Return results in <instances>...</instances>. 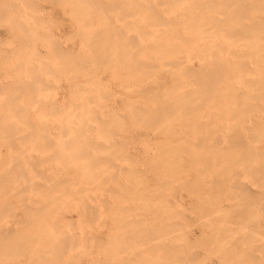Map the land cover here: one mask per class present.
<instances>
[{"label": "bare ground", "instance_id": "1", "mask_svg": "<svg viewBox=\"0 0 264 264\" xmlns=\"http://www.w3.org/2000/svg\"><path fill=\"white\" fill-rule=\"evenodd\" d=\"M0 1H2L1 2V5H0V13L1 14H3L4 15V13L5 12H8L9 14H10V16H8V13H5L6 14V16L7 17H10V20L12 21V19L11 18H13L14 16H12L11 17V13L10 12H12V10H17V6H16V8L15 9H10V7L8 8V6H5L6 8H7V10H6V8L5 7H3V5H2V3H5V0H0ZM8 0H6V3H5V5H9L10 3H12L11 2V0H9L8 2H7ZM13 1V5L14 4H18V3H15L14 2V0H12ZM16 1V0H15ZM19 1V0H18ZM23 1H24V3H25V1L26 0H22V2L20 1V3H22L23 4V7H25L24 6V3H23ZM30 1H32V0H28V1H26V8L27 7H37L36 5H38V4H35V6H33L34 4H33V2L31 3ZM51 1V0H50ZM61 1V3H64V4H61V6H63L62 8L65 10V11H63V12H65V13H63V14H66V12H67V8H68V15H69V19H71V20H69L68 18H67V20H68V22H82V27H83V29H81V27H79V29H75L74 31H80L79 33H77L76 32V34H75V32H74V34L77 36L78 34H79V36H80V41L81 40H83V43H84V47L85 48H83L82 46H81V48H83L85 51L88 49V50H90L91 52H92V54H91V56H87L86 54L84 55V54H82L83 53V51L81 52V49H80V52L78 51L79 50V48L80 47H78L77 48V50L74 52L73 51V49L72 50H68L69 48H64L63 49V46H62V48H61V45H60V43H58L57 45H56V43H53L52 45V48H53V50H52V48H51V50L53 51V53H54V56L52 57V54L53 53H51V50H50V53L48 54H46V55H48L47 57H49V55L51 54V56H50V59H52V60H50L49 58H46V59H49L50 61H54V63H55V65H54V63H53V65L55 66V67H58L57 68V70H60L61 69V71H62V74H63V72H66L67 73V81H68V83H65V84H68L67 85V87L69 88L68 90H70V98H68V99H70V100H66L65 98L62 100V98H60L61 99V106H67L68 108H70V110L68 111L67 109V113L65 114V115H63V117H61V119H59V120H62V118H64L65 119V122L66 121H68L69 120V117H73V119L72 120H74V117H80L81 119H89V118H93V121H96V125L98 126V124L97 123H99L100 124V128H103L105 131H107V132H110L111 130V128H112V125L111 126H109L108 127V125H106L105 123H107V122H112L113 124L115 123V125L118 123L119 125H120V127L121 126H124V128H126L128 125H126V127H125V125H121V123H123L124 122V120H122V118L120 117V120L118 119L119 117V115L121 114H119L118 116H117V113H116V108H117V105H116V108L114 107V105L113 106H109L108 104H106V103H108V102H105V103H98L99 101H97L98 99H97V97H98V95H96L95 96V94H96V92H95V94H94V84L96 83L95 81L96 80H94V75H95V73H93V71L92 72H89L88 71V67H96V68H99L101 65H103V64H112L113 63V65L112 66H114V65H120L121 67H124V68H126V69H128L129 68V70H130V75H132V73H134L136 70H138L139 72H136V74H137V76L136 77H138L137 79H138V83H140V85H139V87L136 85H133L134 83H135V81H131V82H133L131 85L128 83L127 85H129V87L131 86V87H134V89H136L135 91H133L134 93L136 92L138 95H139V98L140 99H142V100H139L138 98H133L132 96V98L130 97V95H129V93H131V89H128V91L126 92L128 95H129V98L130 99H132V101H130V99H128L127 100V102H129V103H127L128 105L130 104V106H128V107H130V108H126V109H128V111L127 112H129V114H128V116L131 118V120H136L137 122H138V124H139V126L140 127H144L143 129H145L146 128V130H144L143 132H145L146 133V131H149V130H151V131H153L154 132V135H155V133L157 134V136L159 137V138H161V135L162 134H164V135H166V133H169V134H171V132H175V133H177V130L175 131V129H178V130H181L183 127V125H186V127L189 125V123L191 122L192 124H197V125H193L194 127L195 126H197L195 129H193L191 126V128L196 132V129H201V128H205V126L206 127H208L209 129L211 128V126L213 125V128L211 129V130H209L210 132L209 133H211V135L208 137V134L209 133H207V136L206 137H208L209 139H210V137H212L210 140H208V138H207V140L205 139V138H203L206 134H204L203 136H202V138H201V135H199L200 134V129H199V131H197V133H199L197 136L198 137H200L201 138V140L200 141H196V139L195 140H191V142H194V141H196L195 142V145H194V147H196V145H202L203 146V148L204 147H207V149H211V148H216V147H218L219 149L218 150H220L221 149V151H222V148H225V149H223V151L225 150V152H224V154H223V152H222V155L223 156H221V158H220V156L218 155H216V160H215V162L217 163L216 165H218V164H220L219 166H217L218 168H222L221 167V165L222 166H224L223 168H230L229 166H230V164L231 163H234V161H237L236 163H238V161H245V162H243V166L244 165H246L247 166V169L244 167V172H246V174L253 180V182L255 183V187H256V192H252V191H250V185H249V189H248V185H244V183H247V182H245V180L244 179H247V177L245 176V178H244V176L243 177H240L241 179H243L244 180V183H242V182H239V183H242V184H240V185H238L237 184V182H235V181H231V182H234V183H236L238 186H237V188H235V186H234V188H232V190H230L229 188L230 187H228V188H224L225 186L227 187V185H226V183L228 182V181H226V179H224L225 178V175L227 174L228 176H230V172H229V174H228V172H227V169L225 168V170L222 168V169H218L217 167V169L219 170V171H221V170H224V176L222 177V176H220L221 174L220 173H222V171L219 173V171H218V175L220 176V177H222L220 180H219V182L218 181H216V179L214 178V177H212V178H214V180H215V182L216 183H214V181H213V183H211V184H213V185H215L216 184V192L217 191H219L220 189H225V190H223L222 189V191H220V192H222V194H227L226 193V189H228L230 192H231V195L232 194H234L233 196H231V195H228L229 197L231 196V198L230 199H232V197H234L235 196V198H233V199H237L236 201L239 203V204H237V203H234V204H236V205H238L237 206V208H235L236 207V205L234 206V205H232V206H234V207H232L231 209L230 208H228V210L230 209V212H227V213H233L234 211H236V209H238L239 210V212H241L242 214H244L243 215V217L244 218H247V219H242V217H241V220H239V216L237 217L238 218V220H239V222H238V224H236V226H238L239 225V223H240V225L242 226L243 224H245L244 222H246V220L248 221V219H249V222H247L248 224L250 223V221H251V223L250 224H252V223H254V221L252 220V215H249V216H246L245 217V215H247L250 211H248L249 209H250V207L251 206H253V208L251 207V209H254V208H257V207H254V205H256V204H258L259 206H260V208H259V206H258V209L260 210V212L262 213V214H264V0H60ZM60 1H59V3H60ZM10 2V3H9ZM28 2V3H27ZM39 2V1H38ZM41 2V1H40ZM54 2V0L52 1V3ZM35 3V2H34ZM55 3V2H54ZM11 4V5H12ZM21 4V5H22ZM28 4H31V6L30 5H28ZM33 4V5H32ZM11 6L12 8H14V6ZM20 5V4H19ZM18 5V6H19ZM45 6V5H44ZM38 7H40V6H38ZM37 7V8H38ZM49 7V6H48ZM19 8V7H18ZM21 8V7H20ZM26 8L25 9H23L25 12L24 13H21V15L23 14L24 16V18H25V16H28L29 18H31L32 19V21H31V23L32 22H34V20L37 18V16H38V20L36 19V23L39 21V17L40 18H42L43 16H44V13H46V12H42L41 13V15L43 14V16H39V15H36V14H38L39 12L38 11H36L37 13L35 14H29V13H31V12H29L28 10H27V14L25 15V13H26ZM37 8H35L34 10H36ZM42 8V9H41ZM40 8V10H43L44 9V7L42 6ZM51 8V7H50ZM61 8V7H60ZM45 9H47L48 10V8H45ZM44 9V10H45ZM62 9V10H63ZM11 10V11H10ZM30 10H32L31 8H30ZM46 10V11H47ZM51 10V9H50ZM20 11V10H19ZM52 11V10H51ZM50 11V12H51ZM4 12V13H3ZM15 12V14L16 13H18V10H17V12L16 11H14ZM20 12H22V10L20 11ZM33 12H35V11H33ZM32 12V13H33ZM49 12V11H48ZM47 12V13H48ZM53 13V12H52ZM29 14V15H28ZM50 15H51V13H49ZM54 14V13H53ZM56 14H58V13H56ZM60 14H62V13H60ZM33 15H35L34 17H35V19H33ZM67 15V16H68ZM1 16V15H0ZM6 16H5V18H6ZM16 16H18V14L16 15ZM59 16V15H58ZM2 17H4V16H2ZM0 18V19H2L3 20V23H5L6 21H7V19H6V21H4L5 20V18ZM20 17L21 18H23L22 16H19L18 18H19V20H18V18L17 19H15L13 22L15 23V22H22V19H21V21H20ZM45 17V16H44ZM54 18V15L52 16L51 15V17L49 16L48 18ZM63 17V16H62ZM15 18V17H14ZM23 18V23H26L27 22V20L25 21V19ZM28 18V19H29ZM64 18V17H63ZM62 18V19H63ZM30 19V20H31ZM46 19V21H43L44 20V18L43 19H40V20H42V21H40V22H46L47 23V21H50V20H47V18H45ZM57 20L56 21H58L59 19H60V17H59V19L58 18H56ZM9 20V19H8ZM30 20H28L29 22H30ZM55 20V18L53 19V21ZM64 21H65V19H63ZM63 20H61V21H63ZM66 20V21H67ZM1 21V20H0ZM10 21V23L12 24L13 22H11ZM56 21L54 22V25L56 24ZM2 22V21H1ZM29 22H27L28 23V26H29ZM40 22H38L37 24L36 23H34V26L36 25V26H39V25H42V23H40ZM51 22H52V19H51ZM50 22V23H51ZM59 22V21H58ZM70 22V23H71ZM93 22H98V23H93ZM8 23V22H7ZM6 23V24H7ZM10 23H9V25H10ZM30 23V24H31ZM49 23V22H48ZM1 24V23H0ZM39 24V25H38ZM45 24V23H44ZM58 24V23H57ZM72 24V23H71ZM74 24V23H73ZM78 24V23H77ZM2 25V24H1ZM15 26L13 27V25H11V29L13 30H11L12 32H13V34H15L16 36L19 34H17V32H19L20 31V33H22L23 31H28L29 29H31V28H34V27H31V28H28V30H26V29H24V28H26V26H27V24H26V26H24L22 23H18V24H14ZM51 25H53V23L51 24ZM59 25H61V24H59ZM80 25V24H79ZM78 25V26H79ZM30 26H32V25H30ZM29 26V27H30ZM35 26V27H36ZM44 26H46V25H44ZM56 26V25H55ZM58 26V25H57ZM56 26V27H57ZM73 27H74V25H72ZM71 26V27H72ZM78 26L76 27V28H78ZM85 26H86V28H85ZM4 27V26H3ZM18 27V28H17ZM39 27H41V26H39ZM39 27H37L36 28V31L38 32L39 31ZM47 27H48V25L46 26V29H47ZM55 27V28H56ZM64 27V26H63ZM62 27V28H63ZM69 27V26H68ZM15 28H17L16 30H17V32H16V30H15ZM21 28V30H19ZM41 28H43L44 29V27L42 26ZM58 28H60V26H58ZM57 28V29H58ZM70 28V27H69ZM38 29V30H37ZM50 29V27H48V29L47 30H49ZM128 29H130V31H128V33L126 32V30H128ZM9 30V31H10ZM60 30H64V28L63 29H58V31H60ZM10 31V32H11ZM15 31V32H14ZM30 31V30H29ZM27 32V33H29V34H27V35H30L31 33H33L34 34V30H32L31 29V32ZM36 31H35V35H33V34H31V35H33L32 37H34V36H36L35 38H37L36 40L35 39H31L32 41H33V44L32 45H34L35 44V42L36 41H38V39L40 38V39H42L41 37H43V38H45V39H47V37H50V36H55V34H53V35H51V34H48L47 33V35H49V36H47V35H45L44 34V31H43V35L41 36V37H39L40 35L38 34V33H36ZM71 31H73V30H71ZM8 32V31H7ZM9 32V33H10ZM11 32V33H12ZM24 32V33H25ZM48 32V31H47ZM53 32H54V30H53ZM68 32H70V31H68ZM67 32V33H68ZM39 33H41V31L39 32ZM45 33H46V31H45ZM82 33V34H81ZM12 34V36H14ZM70 34H71V32H70ZM69 34V35H70ZM72 34H73V32H72ZM23 35V34H22ZM21 34H20V36H22ZM39 35V36H38ZM44 35L45 36H47V37H44ZM68 35V36H69ZM2 36V35H1ZM19 35L17 36V37H20ZM25 36V38H23ZM24 36H22V39H21V37L19 38L20 40H21V43H23L22 41H24L25 39L26 40H28V38H26V37H29V36H26V34H24ZM74 36V35H73ZM32 37H29V42L31 41L30 40V38H32ZM59 37H60V35H59ZM64 37V36H63ZM71 39H73L71 36H69ZM1 38V37H0ZM10 38H11V36H9V40H10ZM53 39L55 38V41H56V38H57V35H56V37H52ZM69 38V39H70ZM82 38V39H81ZM59 39V38H58ZM58 39H57V41H58ZM61 39V38H60ZM59 39V40H60ZM0 40H2V38L0 39ZM7 40V39H6ZM11 40H12V38H11ZM19 40V41H20ZM42 40H44V39H42ZM47 40H49V41H52L51 40V37H50V39H47ZM31 41V42H32ZM35 41V42H34ZM49 41H47V42H49ZM54 41V40H53ZM52 41V42H53ZM1 43L2 42H4V40L3 41H0ZM30 42V43H31ZM41 42V44H43V42L42 41H40ZM5 43V42H4ZM8 43V42H7ZM20 43V42H19ZM19 44V45H22V44ZM26 43V42H25ZM28 43V42H27ZM29 43V44H30ZM37 43V42H36ZM61 43H62V41H61ZM76 43V42H75ZM74 42H73V44H75ZM18 44V43H17ZM28 44V45H29ZM72 44V45H73ZM79 44V43H78ZM81 44V43H80ZM9 45H10V43H9ZM19 45H17V47H19L20 49L19 50H21L22 51V49H25V51H23V53H25L27 50H26V47L25 46H27L28 47V45L27 44H25V45H23V46H19ZM31 44L29 45V47L28 48H30L31 46H32ZM44 45V44H43ZM47 45V44H46ZM51 45V44H50ZM60 47H59V46ZM63 45V44H62ZM70 45V44H69ZM77 45V44H76ZM82 45V44H81ZM37 46V45H36ZM41 47H42V45H40ZM77 46H79V45H77ZM7 47V46H6ZM6 47H4V48H6ZM16 47V48H17ZM22 47V48H21ZM34 47H35V45H34ZM33 47V48H34ZM45 47V46H44ZM50 46H49V43H48V48H49ZM67 47H68V45H67ZM70 47V46H69ZM2 49V48H0V51H2L3 50V52L5 53H2L1 54V52H0V55L2 56H0V58H1V60H3V58H5V57H8V55L9 56H11L12 55V57H13V55L14 54H16L15 52H16V50H15V47H13V49H12V52L11 51H8V47H7V53L4 51L5 49ZM9 48H10V46H9ZM32 48V47H31ZM30 48V49H31ZM46 48H47V46H46ZM117 49L118 51H119V56H117V57H119V58H117V57H113V56H116V52L114 51V49ZM35 49H38L39 50V47H35ZM44 49V48H43ZM14 50V51H13ZM29 50V49H28ZM32 50V49H31ZM31 50H29V51H27V52H29L30 53V51ZM37 50V51H38ZM48 50V49H47ZM116 50V51H117ZM18 51V50H17ZM32 51H34V53H33V55H32V53H31V55L32 56H34V54H37V53H35L36 52V50H32ZM40 51V50H39ZM89 51V52H90ZM114 51V52H113ZM9 52V53H8ZM14 52V53H13ZM26 52V53H27ZM49 52V51H48ZM90 52V53H91ZM13 53V54H12ZM17 53H19V57H20V55H21V58L23 59H21L20 58V60H22V61H17L16 60V62L15 63H12V62H7V63H12L13 65L14 64H19V66L17 67V65H16V67L17 68H15V69H17V71L19 70L20 71V69H18L19 67H20V63L21 62H24L26 59H28V53L26 54L25 53V55H27L26 56V58H23V53L22 54H20V52H17ZM46 53V52H45ZM114 53V54H113ZM6 54H8V55H6ZM30 54H29V56H31ZM42 55H45V54H43L42 53V51L41 52H38V54H37V58H36V60L37 61H39L40 62V64H41V62L42 63H44V62H46V61H48L49 62V60H46V61H42V59L43 58H41V56ZM46 55L44 56V57H46ZM88 55H90V54H88ZM16 56H18V54L16 55ZM40 58H39V57ZM15 57V56H14ZM25 57V56H24ZM43 57V56H42ZM52 57V58H51ZM11 58V57H10ZM9 58V59H10ZM35 58V56L34 57H32L31 59H34ZM7 58H5V60H6ZM8 59V60H9ZM15 59V58H14ZM0 60V61H1ZM5 60H3L4 62H0V63H4V64H6L5 63ZM41 60V61H40ZM194 60H196L195 62H194ZM7 61V60H6ZM28 61H29V59H28ZM28 61H25V62H27V63H25V64H23V63H21V64H23L24 66L26 65L27 66V64H28ZM33 61V60H32ZM18 62H20V63H18ZM47 62V63H48ZM114 62H115V64H114ZM31 63V62H30ZM33 63H35V62H32V64ZM50 63V62H49ZM31 64V65H32ZM45 64V63H44ZM29 65V64H28ZM38 65V64H37ZM48 65V64H47ZM52 65V64H51ZM92 65V66H91ZM5 66L6 65H4V70H5ZM24 66H21V70L22 71H24V69L22 68V67H24ZM25 66V69L27 68ZM50 66V65H49ZM49 66L47 67V66H45V70L46 69H50L49 71H51V73L54 71V69H53V71H52V69L51 68H49ZM109 67H111V65H108ZM7 67H8V69H9V65H7ZM37 67H41V66H37ZM44 67V66H43ZM40 68L43 72H45L43 69L44 68ZM93 67V68H94ZM108 67V69H110ZM2 68V67H1ZM29 68V69H28ZM28 68L26 69V71H27V75L28 76H26V78L25 79H27V80H25L24 78L22 79L23 80V82H21L20 83V79L19 80H17V76H14L15 74L14 73H12V74H14L13 76L14 77H16L15 78V80H17L16 82H17V85L15 86V85H13L12 86V84L10 85L9 83H3V84H9L10 85V87L8 88V86L9 85H6L7 86V90H6V92H8V93H6L9 97H7V99L5 100L4 98V100H5V103H3L2 105H0V106H2V110H1V108H0V111H2V113L0 114V115H4L5 117V119H6V117H7V119H9V120H5L2 116H0V117H2L3 118V120H1L2 118H0V121H8L9 123H11V122H14V121H12L10 118H12L13 117V119H14V117L16 118V117H20V116H22V115H25L26 116V114H27V117H25L24 116V119H23V117H21L22 119H23V121H25V123L28 125L29 124V122H26V120L28 119V118H30L31 116H32V114L33 113H29V111L27 112V113H25V111L28 109V105L31 103V100H32V102H34V100H36V99H38L39 98V95H40V93H39V95H38V93L37 94H34V93H36V91L37 90H39L40 88L38 87L39 86V84H40V86H41V84L43 85L44 83L45 84H47V82H42L41 83V81H43L42 80V78L44 77L45 78V76H43L44 74H43V72L42 71H40V69H35L34 68V65L32 66V67H30V66H28ZM32 68H34V69H32ZM112 68V67H111ZM14 69V70H15ZM91 69V68H90ZM100 69H101V67H100ZM99 69V70H100ZM103 69V68H102ZM105 69H106V65H105ZM108 69H107V71H108ZM120 68L118 67V69L117 70H119ZM65 70V71H64ZM97 70V69H96ZM104 70V69H103ZM112 70H114L113 68H112ZM112 70H111V72H112ZM6 71V70H5ZM18 71V73L20 74V72ZM25 71V72H26ZM98 71V70H97ZM120 71H121V69H120ZM131 71H132V73H131ZM134 71V72H133ZM7 72V71H6ZM5 72V74L6 75H9L11 72H8L9 74H7ZM15 72H16V70H15ZM56 69H55V72H53L54 73V76L56 75ZM103 72H105V71H103ZM102 72V73H103ZM110 72V71H109ZM108 72V73H109ZM125 72H129L128 70L127 71H125ZM23 74H25L24 72H22ZM47 73V72H46ZM49 73V72H48ZM58 73V72H57ZM59 73H60V71H59ZM90 73H92V74H90ZM96 73H98V72H96ZM101 73V72H100ZM106 73L107 72H105V74L104 75H106ZM119 73V72H118ZM117 73V74H118ZM122 73V72H121ZM124 73V72H123ZM167 74V78H169V80H170V85L168 86V84L167 83H164V81H165V79L163 80V82L161 81L162 80V78L160 79V74ZM3 75V74H0V76L1 75H3L4 77H8V76H6V75ZM43 74V75H42ZM50 74V73H49ZM113 75H117V74H115V73H112ZM127 74V73H126ZM53 75V74H52ZM63 75H65V74H63ZM109 75V74H108ZM125 75V74H124ZM130 75H129V78H130ZM10 76V75H9ZM25 76V75H24ZM43 76V77H42ZM49 75H47L46 76V78L48 77ZM58 76H60V74H58ZM57 76V77H58ZM96 76H98L97 74H96ZM112 76V75H111ZM110 76V77H111ZM125 76H127V75H125ZM134 75H132V77H133ZM163 76V75H162ZM12 77V76H11ZM10 77V78H11ZM20 77V76H19ZM53 77V76H52ZM80 77H83V79L81 80L80 79ZM100 77H101V75H100ZM105 77V76H104ZM109 77V76H108ZM118 78V76H115L114 78ZM120 77H122V79H123V74H121V76H119V78ZM135 76L133 77V79L134 78H136ZM9 78V77H8ZM59 79L61 78V76L60 77H58ZM96 79H97V77H95ZM112 78H113V76H112ZM117 78L114 80V83H115V81L117 80ZM118 78V79H119ZM128 77H126V78H124L125 80L127 79ZM1 79H2V77H1ZM50 78L48 77L47 78V80H49ZM54 79H55V77H54ZM59 79H56V81H54V80H52V81H54L56 84H54L52 81V83L54 84V85H56L57 86V82L58 81H62V79L61 80H59ZM80 79V80H79ZM99 79V78H98ZM101 79V78H100ZM103 79H107L106 77L105 78H103ZM102 79V80H103ZM3 80V79H2ZM5 80V79H4ZM11 80H12V78H11ZM10 80V81H11ZM13 80H14V78H13ZM94 80V83H92V81ZM124 80V81H125ZM134 80H136V79H134ZM8 81V80H7ZM45 81V80H44ZM109 81H111V80H109ZM108 81V83H110ZM122 81V80H121ZM119 82V85H120V83H122V82H124V81H122V82ZM142 81H143V84H142ZM5 82V81H4ZM51 82H49V84H47V86L49 85V87H48V91L47 92H49V90L51 91L52 89H50V87H51ZM59 82V83H60ZM66 82V81H65ZM80 82H84V84L82 85ZM97 82H98V80H97ZM103 82H104V80H103ZM106 80H105V84H106ZM136 82H137V80H136ZM19 83V84H18ZM58 83V84H59ZM99 83V82H98ZM101 83V85H102V82H100ZM108 83L106 84V85H108ZM125 83V82H124ZM168 83H169V81H168ZM97 84V83H96ZM95 84V85H96ZM105 84H104V86H101V87H105ZM111 84V83H110ZM0 85H2V83L0 82ZM54 85H52L54 88H60V87H55ZM61 85H63V84H61ZM112 85H114L113 84V81H112ZM112 85L110 86V87H112ZM116 85V84H115ZM119 85H117V86H119ZM126 85V86H127ZM97 86V85H96ZM1 87V86H0ZM5 86H3L2 88H4ZM62 87H64V86H62ZM99 87V84H98V86L97 87H95V90H97L96 88H98ZM120 87V86H119ZM121 87H122V85H121ZM123 87H124V85H123ZM128 87V86H127ZM42 88H44L43 86H42ZM53 88V89H54ZM65 88H66V86H65ZM65 88H62V90L63 89H65ZM100 88V87H99ZM117 88V87H116ZM115 88V89H116ZM45 90H47V88H46V85H45V88H44ZM44 89H41V91L39 90V92H41V94L44 92V93H47V92H45V90ZM107 89H109V87L107 88ZM107 89L105 90V89H103V90H105V91H103L102 90V88H100V90H102L101 92H102V94L105 96V98L107 99V101L109 100V99H111V97L108 99L107 97H109V95L107 96ZM112 89H114V87H112ZM121 89V88H120ZM124 89V88H123ZM5 90V89H4ZM42 90H44V91H42ZM59 90H61V89H59ZM111 90V89H110ZM126 90V89H125ZM55 91V92H54ZM54 91H53V93L55 94L57 91H56V89H54ZM115 93H116V91L115 90H113ZM113 91H111V92H113ZM119 91V90H118ZM122 91V90H121ZM65 92V91H64ZM100 92V91H99ZM1 93V92H0ZM51 93V92H50ZM52 93V94H53ZM58 93H59V91H58ZM58 93H57V96H58ZM63 93V92H62ZM67 93V92H66ZM105 93H106V95H105ZM122 93V92H121ZM121 93H119L118 95L119 96H121V98L122 99H124L123 98V96L122 95H120ZM123 93H124V91H123ZM135 93V94H136ZM48 94V93H47ZM51 94V95H52ZM53 94V95H54ZM68 94V93H67ZM98 94V93H97ZM108 94H110V93H108ZM113 94V93H112ZM35 95V96H34ZM36 95H38L37 96V98L35 99V98H31V97H36ZM44 95H46V94H44ZM99 95H101V93L99 94ZM103 95H101V98H102V96ZM115 96H117V93L116 94H114ZM124 95H126L125 93H124ZM131 95H134V94H131ZM22 96H24V97H22ZM41 96V95H40ZM103 96V97H104ZM127 96V95H126ZM135 96V95H134ZM1 97V96H0ZM25 97L28 99V98H30V102H28L29 100H26L25 99ZM60 97H61V95H60ZM62 97H64L63 95H62ZM65 97H67V96H65ZM68 97H69V95H68ZM137 97V96H136ZM20 98H23V101H25L24 103H25V105L24 104H22V101H19L18 99H20ZM54 98V97H53ZM104 98V99H105ZM113 98H115V97H113ZM120 98V97H119ZM40 99V98H39ZM58 99H59V97H58ZM57 98H56V96H55V100H52L53 102H50V101H48L49 103H51L50 105H48V106H50V108L49 109H51L50 110V112H49V109H46V108H48L47 106H46V104L48 103L47 101H43L44 103H37L38 105L39 104H42V106L40 105L39 107H42V108H40V109H35L36 111H37V113H41V115L42 114H44L45 116L47 115L48 117H49V115H48V113L50 114V115H52L53 117H54V115L56 116V118H54L55 119V121H56V119H57V115L59 114V111H61V112H63L64 113V111H62V110H59V108H61V106L59 105V104H57L58 103V100ZM116 99V98H115ZM114 99V100H115ZM122 99H121V101H122ZM0 100H2V99H0ZM21 100V99H20ZM42 100H44V99H42ZM125 100V99H124ZM123 100V101H124ZM29 103V104H27L26 105V103L27 102ZM57 101V102H56ZM60 101V100H59ZM63 101V102H62ZM66 101V102H65ZM117 101V100H116ZM115 101V102H116ZM120 101V100H119ZM4 102V101H3ZM20 102H21V104H22V106L20 105ZM55 102V103H54ZM35 103V104H36ZM60 103V102H59ZM97 103H98V105H97ZM1 104V103H0ZM35 104H33V105H35ZM112 104V103H111ZM118 104V103H117ZM121 104V103H120ZM124 104V103H123ZM126 104V105H127ZM25 107H24V106ZM31 105V104H30ZM30 105H29V107H30ZM33 105H31V107L33 108ZM37 105V106H38ZM59 106V108H58V106ZM26 106H27V108H26ZM120 106V107H119ZM38 107V108H39ZM46 107V108H45ZM52 107V108H51ZM112 107H114V108H112ZM118 107L119 108H122V107H124V105H122V107H121V105H118ZM126 107V106H125ZM26 108V109H25ZM32 108H30L29 110H30V112L33 110ZM79 108V109H78ZM42 109V110H41ZM123 110H124V108H122ZM122 109H117V110H122ZM129 109H130V111H129ZM38 110H40V112L38 111ZM47 110H48V112H47ZM64 110V109H63ZM122 110V111H123ZM35 111V112H36ZM125 111V110H124ZM23 112V113H22ZM33 112V111H32ZM60 112V113H61ZM47 113V114H46ZM31 114V116H29ZM36 114V113H35ZM99 114H101V116L102 115H104V116H108L109 117V119H110V121L108 120V119H106V118H104V119H106V120H108L107 122H106V120H104L102 117V119L103 120H98L99 118H97L98 116H99ZM38 115L39 114H37V115H35L36 117H34V115H33V117H34V120H35V118L36 119H38ZM111 115V116H110ZM43 116V115H42ZM42 116H41V119H42ZM52 116H50V118L52 117ZM59 116V115H58ZM60 116H62V114L60 115ZM65 116H66V118L68 119V120H66V118H65ZM68 116V117H67ZM116 116H117V118H116ZM121 116H122V114H121ZM123 116H125V115H123ZM208 116H212L211 118H209ZM216 116V117H215ZM33 117H31V120L30 119H28L27 121H29L30 120V122L31 121H33L34 122V120H32L33 119ZM113 118V119H111V118ZM115 117V118H114ZM126 117V116H125ZM204 117V118H203ZM205 117H208L209 118V120H210V122H211V120H212V118H215V120H216V124H215V126H214V122H213V120H212V123H210L211 124V126H210V124H209V122H208V124H204L203 122H202V120L203 119H205ZM25 118H27V119H25ZM43 118H45V117H43ZM47 118V117H46ZM42 119L43 121H44V124L46 123V120L48 119H50V118H47V119ZM60 118V117H59ZM133 118V119H132ZM203 118V119H202ZM22 119H20V120H22ZM53 119V120H54ZM77 119V118H76ZM98 121H97V120ZM117 121H121L120 123L119 122H117ZM15 120V122L17 121L18 123L20 122V120L18 121L17 119H14ZM40 119H38V120H36V121H39ZM41 120V122H43ZM47 120V121H48ZM70 120H71V118H70ZM69 120V121H70ZM78 120V119H77ZM80 120V119H79ZM125 120H127V118L125 119ZM207 120V119H206ZM206 120H204V122L206 121ZM11 121V122H10ZM58 121V120H57ZM82 121V120H81ZM103 121V122H102ZM130 121V120H129ZM194 121L195 122H198V123H194ZM8 122H6V123H4V124H6V125H4V126H1V128H0V130L2 131V129H4V128H8L9 130H15V129H18V124H16L15 122H14V124H9ZM64 122V121H63ZM63 122H61V123H59L58 125H60L61 126V124H64V125H62L61 127H62V129L63 130H68L67 128H66V125L67 124H65V123H63ZM88 122L89 121H87V126L88 127H90V124L88 125ZM91 122H92V119H91ZM140 122V123H139ZM8 123V124H7ZM90 123V122H89ZM125 123H127V121H125ZM134 123H135V121H134ZM21 124V128H25V127H22V123H19V125ZM36 124V125H35ZM39 124H41V125H39ZM43 123H38L37 124V122H35V123H31V125L33 126V127H35V129H33V127H32V129L34 130V131H32V130H30L31 128H30V125L28 126L29 127V130H30V132L32 133V132H34L35 133V130H36V133H37V131L39 132H44V131H46V130H48V128L47 127H49L50 126V124H49V126H47V125H42ZM47 124V123H46ZM86 122L85 123H82V124H79V125H77V127H87L86 125ZM101 124H103V125H101ZM129 126H131V123L129 122ZM137 124V123H136ZM141 124V125H140ZM203 124H204V126H203ZM3 125V124H2ZM15 125H17V126H15ZM70 125V124H69ZM132 125H133V122H132ZM210 127H209V126ZM57 126V125H56ZM60 126H58L59 127V129L61 128ZM72 126V125H71ZM70 126V127H71ZM91 126H94V125H91ZM136 126V125H135ZM14 127H16V128H14ZM67 127H69V126H67ZM99 127V126H98ZM111 127V128H110ZM113 127H114V125H113ZM116 127V126H115ZM132 127V126H131ZM137 127V126H136ZM180 127H182L181 129H180ZM20 128V129H21ZM50 128V127H49ZM207 128V129H208ZM51 129V128H50ZM114 129V128H113ZM116 129V128H115ZM135 129V128H134ZM184 129V128H183ZM189 129V128H188ZM25 130V129H24ZM23 130V131H24ZM109 130V131H108ZM120 130L122 131L123 129H121L120 128ZM119 130V131H120ZM127 130V129H126ZM125 130V131H126ZM129 130H130V128H129ZM136 130L137 131H139L140 129H138V128H136ZM192 130V133H194V131ZM205 130L206 129H204V131H203V133L205 132ZM0 131V132H1ZM17 130H15L14 132H16ZM22 131V134H26V135H28L29 134V132H28V130H27V128H26V130H25V132L26 133H24ZM62 131V130H61ZM128 131V130H127ZM126 131V132H127ZM137 131H134L133 130V132H137ZM183 132H185V130H182ZM187 132L189 131V130H186ZM191 131V130H190ZM207 131V130H206ZM18 132V131H17ZM16 132V133H17ZM39 132V133H40ZM63 132V131H62ZM112 132V131H111ZM114 132V131H113ZM118 132V131H117ZM117 132L115 131V133L117 134ZM124 132V131H123ZM126 132L124 133V134H126ZM132 132V131H131ZM133 132H132V135H133ZM142 132V133H143ZM180 131H178V133H179ZM208 132V131H207ZM38 133V134H39ZM119 133V132H118ZM121 133V132H120ZM119 133V134H120ZM139 133H141V132H139ZM144 133V134H145ZM175 133H172L171 135H173V136H171V135H169L170 136V138H173V139H175L174 140V142H175V144L176 143H179V142H181V141H185V142H187L188 143V145L190 144V146L192 145L191 144V142H188L187 140L189 139V138H187L188 136H190L191 137V135L189 134V135H187L185 138L184 137H181V138H184V140L183 139H181V141H179V139H180V135L181 136H183L182 135V133L180 132V134L176 137L175 136V138H174V134ZM18 134V133H17ZM20 134V133H19ZM21 134V135H22ZM112 134V133H111ZM123 134V133H122ZM128 134H129V132H128ZM128 134H126V135H128ZM148 134V132L145 134V135H147ZM150 134V133H149ZM153 134V133H152ZM195 134H192V137H191V139H193V135L195 136ZM118 135V134H117ZM121 135V134H120ZM136 135H137V133H136ZM135 135V136H136ZM177 135V134H176ZM221 135V136H220ZM25 136V135H24ZM124 136V135H123ZM122 136V137H123ZM134 136V137H135ZM150 136H151V134H150ZM167 136V135H166ZM165 136V137H166ZM197 136H195V138H197ZM124 137H126V136H124ZM128 137V136H127ZM134 137H133V140H134ZM143 137V139H144V135L142 136ZM21 138V137H20ZM146 138V137H145ZM154 139V138H152V139H154V141L156 140V141H158V140H160V139ZM164 138V137H163ZM163 138L161 139V140H163ZM165 139V138H164ZM167 140V144L165 143V142H161L162 144H164L165 143V145L163 146L162 144H160V143H158V142H160V141H158L157 143L158 144H160V146L162 145V147L164 148L165 146V148H167L168 149V147L167 146H170V145H168V137L166 138ZM178 141H177V140ZM187 139V140H186ZM197 139H199V138H197ZM135 140H139V136H138V139H135ZM134 140V141H135ZM190 140V139H189ZM16 141V140H15ZM15 141L14 140H10V139H5V140H0V143H3L4 145H1V147L2 146H8V147H10V148H12V150L13 149H16L18 146H19V144H18V146L16 147L15 146ZM36 141V140H35ZM35 141H34V144H35ZM137 141H135V142H137ZM148 141H150V139L148 140ZM155 141V142H156ZM171 141L173 142V140L171 139ZM177 141V142H176ZM218 141V142H217ZM17 142V141H16ZM79 142H83V141H79L78 139H76V140H72V141H70V143H71V145L69 146L70 148H69V150L70 151H72V152H74V153H76V151H79V149H81L82 150V147H80L79 146V144H77V143H79ZM146 143H147V141H145ZM154 142V143H155ZM171 142V147L169 148V150L168 151H166V149L164 150L163 148H161L159 145L157 146V143H155V145H156V147L154 146V148H156L155 150V155H156V152H158V154L156 155L157 157H155V162H157L158 160V162H160L159 164H157V166L158 165H160V166H158V171L157 170H155V167L153 166L154 164H155V162H154V164H153V161H151L152 162V166L150 165V163H149V165H150V167L152 168V167H154V171L153 170H151V172L154 174L155 173V175L158 173V174H161L162 175V177H166L168 174H166L167 172H164L163 174H162V172L161 173H159L160 171V167H162V168H164V166H161V163H163V162H161V159H162V157H160V153H161V155H162V150H164L163 152H164V154H165V152H166V154H165V160L164 159H162V161L164 160V164L166 165V161H167V156L169 157V156H173V157H175V158H177V160L175 159V162H174V164L171 166V164H172V162H169V164H170V166H171V169L173 168V170H171V169H169L168 167H170V166H165V167H167L166 169H164V171L165 170H169V174H170V171H174V169H175V172H176V167L177 168H180L179 170H177V174L175 175V176H177L178 174H180V170L181 171H189V172H191L190 171V167L188 166H186L185 167V163L183 164L184 165V167H185V169H183L184 167H182V162H181V164L178 162V158L180 159V155H181V153L184 151V149L185 148H188L186 151H184V152H187L188 150H190L191 151V149H193V147L192 148H190L189 149V147H187V146H185V148L183 149L182 148V145H183V143H179L181 146H180V148H182L183 149V151H180V150H182V149H180L178 146H176V149H175V146H174V148L172 149V147H173V143ZM42 142H40V140H38V144H40L41 146H43V147H41L40 145L38 146V145H30L31 147H36V148H40V151H42V149L44 148V144L42 143ZM134 143V142H133ZM143 143H144V141H143ZM146 143H144L143 145H145L146 146ZM149 143V142H148ZM208 143H213V144H208ZM17 144V143H16ZM137 145V144H136ZM142 145V146H143ZM151 145H154V144H151ZM150 145V146H151ZM205 145V146H204ZM51 146V145H50ZM144 146V147H145ZM149 146V148L151 149V147ZM184 146V145H183ZM193 146V145H192ZM200 146H198L197 148H199ZM202 146H201V150H202ZM16 147V148H15ZM53 149V152H54V154H56L55 152H58V151H60V149L59 150H57L56 151V148L57 147H55V146H51ZM55 147V148H54ZM147 147H148V145H147ZM19 148H20V146H19ZM23 148H24V146H23ZM23 148H21V149H23ZM28 148V147H27ZM36 148L34 149L35 151H36ZM46 148H47V146H46ZM49 145H48V151H49ZM141 148V147H140ZM154 148L152 149V150H154ZM157 148H161L160 149V151L157 149ZM178 148V149H177ZM2 149V148H1ZM20 149V150H21ZM25 149V148H24ZM32 149V150H33ZM145 149V148H144ZM143 149V150H144ZM172 150V153H174V155L173 154H171V153H169V155H168V152L169 151H171ZM180 154H177V152L175 151V150ZM195 150H196V148H194ZM193 149V151L192 152H194L195 150ZM206 149V148H205ZM204 149V152L206 153V150ZM31 150V151H32ZM67 150H68V148H67ZM146 151H148L147 153H150L149 151L150 150H147V149H145ZM158 150V151H157ZM200 152H203V150L201 151L200 150V148L198 149ZM208 150V151H209ZM215 151H216V153L218 154V150H216V149H214ZM3 151V150H2ZM27 151H29V150H27ZM44 151H46V149H43V152ZM146 151H144V152H146ZM197 151V150H196ZM213 151V150H212ZM25 152V151H24ZM38 152V151H37ZM62 152H63V150H62ZM160 152V153H159ZM203 152V153H204ZM214 152V151H213ZM210 153L211 155L210 156H208V155H206L207 156V158H206V156H205V154H203V153H201V154H203L204 156H203V158L202 159H206V162H205V160L203 161V163H205V165L203 164V163H200L202 160H200V157H202V155L200 154V156H199V153L198 152H194L195 153V155H196V153H197V155L195 156V155H193L194 157H192V158H195L196 159V161H198V163L201 165V164H203V166H205V168H207V169H205L206 170V172L209 170H211L210 168L208 169V167H210L211 166V163H212V161H213V156H212V154H214V156H215V154L216 153ZM0 153H1V151H0ZM40 153V152H39ZM42 153V152H41ZM44 153H46V152H44ZM64 153H65V151H64ZM78 153V152H77ZM153 153V152H152ZM220 153V152H219ZM146 154V153H145ZM171 154V155H170ZM183 154V153H182ZM207 154V153H206ZM142 155H144L143 153H142ZM176 155V156H175ZM179 155V156H178ZM184 155V154H183ZM152 156V155H151ZM199 156V157H198ZM244 156V157H243ZM149 156H147L146 158H148ZM161 158V159H156V158ZM173 157H171L172 159H173ZM189 157V156H188ZM191 157V156H190ZM197 157V158H196ZM210 157H212V160H210L211 158ZM143 158V157H142ZM171 158H170V160H171ZM182 158L183 157H181V160H182ZM191 158V159H192ZM220 158V160L217 162V160ZM226 158V159H225ZM153 159V157L151 158V160ZM185 158H183V162L185 161L184 160ZM208 159L210 160V161H208ZM143 160H145L146 161V159H142V162H143ZM169 160V161H170ZM174 160V159H173ZM188 160V159H187ZM28 161V160H27ZM144 161V162H145ZM176 161L178 162L177 164H176ZM189 161V160H188ZM187 161V163H189L188 165H190V162L191 163H193V164H195L194 162H193V159L191 160V161H189L188 162ZM195 161V162H196ZM200 161V162H199ZM253 161H255V163H257L258 165H256ZM29 162V161H28ZM26 163L25 162V164L23 165L22 163V165L21 164H18L17 166H15V168H13V167H6V166H2V167H6V168H3L2 169V167H1V171H3V174H4V172H6V174L8 173V175H13L12 177H13V179H14V177L16 176V179H18L17 181H18V183H19V190H16V189H18V187L17 188H15L14 190H16V195L17 194H21V197H20V195H17L18 197H20L19 198V200H22V196H24V198L25 199H23L22 201L25 203V204H23V205H20V204H22V203H18L19 205H20V209L21 208H23V210L25 209V211L24 212H26L28 215V217L29 216H31V215H33V214H35L37 211L39 212L42 208H43V206L40 204V202L41 201H37L36 200V202L38 203L39 202V205L40 206H42V208L40 207V209L39 210H37V208H34V203L32 204V205H30L31 204V200H33V199H31V194H29V192H27V190H29V191H32L33 189H35L36 187H37V185L36 184H34V178H30L29 176H28V178H27V175H26V173L28 172H26V170H28L29 169V167H27L28 169H26L25 168V165H27V164H29V163ZM144 162H143V164H144ZM147 163L148 162H150V161H146ZM157 162V163H158ZM168 163V162H167ZM197 163V162H196ZM236 163H234L232 166L234 167L235 166V164ZM240 163H242V162H240ZM240 163H238L239 165H242V164H240ZM246 163V164H245ZM31 164V163H30ZM146 164V163H145ZM175 164L177 165L176 167H175ZM192 164V169L195 167L196 168V165L197 164H195V166ZM198 164V165H199ZM207 164V165H206ZM209 164V165H208ZM212 164H214V163H212ZM224 164H228L227 166L226 165H224ZM238 164H236L237 166H238ZM34 165V164H33ZM163 165V164H162ZM168 165V164H167ZM187 165V164H186ZM215 165V166H216ZM254 165V166H253ZM256 165V166H255ZM28 166H30V165H28ZM144 166V165H143ZM146 166V165H145ZM175 168H174V167ZM180 166V167H179ZM194 166V167H193ZM208 166V167H207ZM232 166H231V168H232ZM31 167V166H30ZM239 167V166H238ZM237 167V168H238ZM23 168H25V174H24V170H23ZM32 168H35V170L37 171V173L39 172H41V170L40 169H38V167L37 166H32ZM145 168H147V167H145ZM150 168V169H151ZM188 168H189V170H188ZM194 168V169H195ZM212 168V167H211ZM237 168H235L236 170H238ZM243 168V167H242ZM150 169H149V171H150ZM153 169V168H152ZM157 169V168H156ZM196 169H198V168H196ZM195 169V170H196ZM214 169V168H213ZM234 168H233V170H235ZM240 169V168H239ZM31 170V169H30ZM163 170V169H162ZM200 170L202 171V172H204L205 170L204 169H202V168H200ZM204 170V171H203ZM243 170V169H242ZM178 171H179V173H178ZM184 171L183 172H181L182 173V175H184L183 173H184ZM196 171H198L199 172V169L198 170H196ZM230 171V170H229ZM238 171H240V170H238ZM32 173H33V171H31ZM144 172H147V171H144ZM175 172H173V173H171V174H173V176H174V173ZM206 172H204V173H206ZM210 172H213V171H210ZM227 172V173H226ZM28 173H30V171L28 172ZM35 173V172H34ZM192 173V172H191ZM31 174V173H30ZM30 174H28V175H30ZM152 174V175H153ZM166 176H165V175ZM170 174V177H171V179H174V178H176L175 176H174V178H172L173 176ZM190 174V173H189ZM188 174V175H189ZM207 174H209L208 172L205 174V175H207ZM212 174H216V176L218 177H216L217 178V180L220 178L218 175H217V173H216V171H215V173L213 172V173H211V174H209V175H212ZM232 174V173H231ZM240 174H241V172H240ZM2 175V174H1ZM0 175V176H1ZM7 175V176H8ZM26 176V179H25V176ZM164 175V176H163ZM181 175V174H180ZM191 175V174H190ZM200 175V174H199ZM226 175V176H227ZM241 175H243V174H241ZM11 176H8L9 177V179H11ZM17 176H18V178H17ZM148 175H146V178H150V181H151V177H147ZM186 176H187V174H186ZM227 176V177H228ZM143 177H145V174H144V176ZM157 177H160L159 175L157 176ZM178 177H180L179 175H178ZM177 177V178H178ZM184 177H185V175H184ZM197 177V176H196ZM199 177V176H198ZM197 177V178H198ZM200 177H201V175H200ZM206 177V176H205ZM207 177H209V180H210V176H207ZM231 177V176H230ZM235 176L233 175V179H235L234 178ZM1 178H2V176H1ZM0 178V183H2L3 182V180H4V182L2 183V184H0V186L1 185H5L6 183H5V181H9L10 182V180H8V179H6V178H2L1 179ZM145 178V179H146ZM153 178V177H152ZM177 178H176V181H177ZM189 177H187V179H188ZM232 178V177H231ZM238 178V177H237ZM6 179V180H5ZM15 179V180H16ZM22 179V181L20 182V180ZM29 179H31V180H29ZM35 179H36V176H35ZM147 179V180H148ZM155 179H157V178H155ZM160 179H162V178H160ZM167 180H166V182H168V179H170L169 178V175H168V178H166ZM170 179V180H171ZM185 179V178H184ZM187 179H185V181L187 182ZM203 179V178H202ZM224 179V180H223ZM147 180H143V181H147ZM157 180H159V178L157 179ZM157 180H156V182H157ZM165 180V179H164ZM163 180V182H157V185L159 184V183H163V185H160V187L161 186H163V188H164V186L166 185L167 186V184H165L166 182ZM180 181H178L177 182V184H179V185H177L176 184V181H175V179H174V182H173V180H172V184H174L173 186H175V184L177 185V187L178 186H181L180 188L182 189V187H184V185L186 186V185H188L187 187L189 188V186L190 185H192V188L194 189V186H193V184H190V183H186V184H183V186L180 184V183H183V181H182V178L181 179H179ZM196 180V179H195ZM195 180H193L192 179V181H195ZM213 180V179H212ZM226 181V182H223V181ZM227 180H229V179H227ZM240 179L238 178V180H236V181H239ZM154 181V180H153ZM152 181V182H153ZM182 181V182H181ZM197 181H198V179H197ZM200 181H202V180H200L199 179V182ZM206 182H207V180H205ZM221 181H222V183H221ZM250 181V180H249ZM27 182L29 183V184H27ZM170 183H171V181H169ZM180 182V183H179ZM204 181H202V183H203ZM210 182H211V180H210ZM144 183V182H143ZM169 183V184H170ZM185 183V182H184ZM194 183V182H193ZM201 183V182H200ZM209 183V182H208ZM145 184V183H144ZM147 184H148V181H147ZM151 184H155V183H151ZM150 184V185H151ZM194 184H196V182L194 183ZM205 184V183H204ZM210 184V185H211ZM248 184V183H247ZM250 184V183H249ZM28 185H29V187H28ZM213 185H211V186H213ZM155 186H156V184H155ZM155 186H153L154 188H155ZM166 186H165V188H166ZM170 186L172 187V185L170 184L169 185V188H170ZM199 186H201L200 184L199 185H196V187H198V188H196L195 187V191H196V189L197 190H199V188L201 189V191H202V188L201 187H199ZM211 186H210V188L206 185L205 187H207V189L206 190H208V191H212V190H214V188L212 187V189H211ZM229 186V185H228ZM233 186V185H232ZM4 187H6V186H4ZM145 187V186H144ZM150 187H152V186H150ZM152 187V188H153ZM177 187H175V189H177L178 190V188ZM3 188V187H2ZM164 188V189H165ZM169 188H167V190L166 191H169L168 189ZM192 188H189V189H191L192 191H194ZM209 188V189H208ZM4 189V188H3ZM145 189V191H146V187L144 188ZM143 189V190H144ZM156 189V188H155ZM150 190V191H152L151 193L153 194L154 193V191H155V195L156 196H152L153 198L152 199H155L154 201L155 202H150V201H153V200H151V199H149V197H150V195H148V199H149V202L152 204V203H155V204H152L153 206H155L156 207V204H158V203H156V201L158 202V199L160 200L161 198H159L160 197V195H161V191H157V192H159L158 194H156L157 192H156V190ZM157 189H159V186L157 187ZM189 189H187V190H189ZM205 188L203 187V190H204ZM5 190H7V188L5 189ZM4 190V191H5ZM160 190H162V188H160ZM177 190H172V192L174 191V192H179V191H177ZM186 190V189H185ZM214 190V191H215ZM227 190V191H228ZM252 190V189H251ZM4 191H2L1 190V192H0V195H4V196H7V197H9L7 194H9L10 196L11 195H13V193H14V195H13V197L15 196V191L14 192H12L13 190H11L10 191V193H8L7 192V194L4 192ZM163 191V190H162ZM171 191V190H170ZM195 191H194V195H195ZM228 191V192H229ZM4 192V193H3ZM161 192V193H160ZM174 192L173 193H171L170 192V194L168 193V192H164V193H162L164 196H165V198H164V196L162 197V198H164L165 200L166 199H168V200H170L169 198H170V196H169V198H167L168 197V195H174ZM190 192L191 191H189V196H190ZM198 192V191H197ZM200 192V191H199ZM198 192V193H199ZM202 192H204V191H202ZM201 192V193H202ZM213 192V191H212ZM212 192H211V194H212ZM216 192H213V194H214V196L218 193H216ZM150 193V194H151ZM165 193L167 194V196L165 195ZM181 193H182V191H181ZM216 193V194H215ZM151 194V195H152ZM175 194H177V193H175ZM204 195H202V197L203 196H205V193H203ZM209 194H210V192H209ZM213 194H212V196H213ZM218 194H220V193H218ZM228 194H230V193H228ZM193 195V196H194ZM206 195H207V193H206ZM4 196H1V197H4ZM158 196V197H157ZM176 196V195H175ZM180 197L179 198H181L182 196L184 197L185 195H179ZM212 196H210V197H212ZM213 196V198H214V200L215 201H218V200H222V198H224L225 196L224 195H222V198L220 197V195L217 197V196H215L216 198H218V199H216L215 197ZM224 196V197H223ZM7 197H4L5 199H8ZM27 197H28V199H27ZM155 197V198H154ZM172 197H174V196H172ZM172 197H171V199H172ZM182 197V198H183ZM191 197H192V195H191ZM191 197H189L190 198V201H191ZM199 197H200V194H199ZM201 197V198H202ZM209 197V196H208ZM209 197V198H210ZM220 197V198H219ZM10 198H12V197H10ZM14 198H16V197H14ZM30 198V199H29ZM151 198V197H150ZM175 198V197H174ZM176 198H178V197H176ZM181 198V199H182ZM207 198V197H206ZM209 198H207V200L209 199ZM213 198H210V200L211 199H213ZM5 199H3L4 201V203L2 202V199L0 198V201L2 202H0V207H4V209L3 208H0V211H1V209H2V211H5V212H7L8 214H10L9 212V210L11 209V208H13V209H15V207H13L16 203H14L13 204V201L11 200H7V201H5ZM36 199V198H35ZM196 199V198H195ZM232 199V200H233ZM17 200V199H16ZM19 200H17V202L19 201ZM25 200H26V202L29 200V202L30 203H28V205L26 204V202H25ZM161 200H163V199H161ZM160 200V202L159 203H161V202H163V201H161ZM176 201V204L177 205H179V202H180V199H178L179 200V202L177 203V199H173V201ZM183 200V199H182ZM188 200V199H187ZM198 200V199H197ZM197 200H196V202H195V204L197 203ZM203 200H205V199H203ZM206 200V201H207ZM209 200V202L208 203H213V200L212 201H210ZM225 200H226V198H225ZM228 200V199H227ZM174 201V202H175ZM205 201V202H206ZM223 201V200H222ZM235 201V202H236ZM242 201V202H241ZM5 202H8V203H5ZM10 202H12V203H10ZM15 202V201H14ZM35 202V204H37ZM172 202V201H171ZM184 202V201H183ZM187 202H189V200L187 201ZM199 203H201V205L202 204H205V202L204 201H202L201 200V202H200V200L198 201ZM204 202V203H203ZM219 202V201H218ZM226 202V201H225ZM260 202V203H259ZM42 203V202H41ZM165 203L167 204V202L165 201ZM173 203V202H172ZM192 203H193V201H192ZM191 203V204H192ZM222 203V202H221ZM220 203V204H221ZM8 204V205H7ZM12 204V205H11ZM166 204H165V206H166ZM186 204V203H185ZM194 203H193V206H191L190 204V206L191 207H195L194 205H195ZM207 204V203H206ZM205 204V205H206ZM230 204H232V203H230ZM229 204V205H230ZM4 205V206H3ZM7 205V206H6ZM10 205L12 206V207H10ZM17 205V204H16ZM15 205V206H16ZM151 205V206H152ZM174 205H175V203H174ZM173 205V206H174ZM176 205V206H177ZM181 206H182V204H180ZM179 205V206H180ZM183 205H184V203H183ZM212 204H208V206L211 208V207H213V206H211ZM216 205H219L218 203L216 204ZM215 205V206H216ZM29 206H33V208L32 207H29ZM37 207H39L38 206V204L36 205ZM148 206H150V205H148ZM157 206H159V205H157ZM167 206H169V207H164V206H162V209H163V207L164 208H166L165 210H163L164 211V215L162 214V215H160L159 214V212L161 211V210H157L158 211V213H156V212H154L153 214H155V215H158L157 217L158 218H153V216H151L150 217V221H151V223H150V227H151V224L153 223V221L152 220H155V219H157V221H158V219H159V221L160 222H158L159 224H160V226H161V222L163 223L164 222V224H171V220H170V216L169 215H172V214H169V213H172L173 212V210L171 209V206H170V204L169 205H167ZM176 206H174L175 208H176ZM179 206H177V209H179ZM187 206V205H186ZM189 206V207H190ZM197 207V209H198V206L199 205H196ZM203 207H204V205H202ZM208 206L207 207H205V211H204V209L203 208H200V209H203L202 210V212L204 211V213H206L208 210H209V212H210V208L206 211V209L208 208ZM220 206V205H219ZM223 206H226V205H223ZM220 207L221 209H220V211L222 210L223 211V209H224V207ZM7 207H10V208H7ZM17 208L19 207V206H16ZM189 207L188 208H186L185 206H184V208H185V210H190L189 209ZM228 207H230V206H228ZM7 208V209H6ZM151 207H149V208H147L148 210L147 211H149V210H151L152 208H154V207H152L151 209H150ZM159 208L161 209V207L159 206ZM158 208V209H159ZM170 208V209H169ZM216 208V207H215ZM215 208L213 207L212 209H214V211H215ZM217 208H218V206H217ZM216 208V209H217ZM227 208V207H226ZM225 208V209H226ZM235 208V209H234ZM32 211H31V210ZM35 209H36V212L35 213H33L34 211H35ZM155 209V208H154ZM157 209V208H156ZM169 210V212H168V210ZM180 209H183V207H180ZM199 209V210H200ZM224 209V210H225ZM250 209V210H251ZM12 210V209H11ZM192 210V209H191ZM196 210V209H195ZM199 210H197L198 212L197 213H200V211ZM234 210V211H233ZM9 211V212H8ZM13 211V210H12ZM12 211H11V213H12ZM16 211H17V209H16ZM87 211H89L88 209H87ZM87 211H85L83 214L84 215H89L88 213L89 212H87ZM165 211L169 214H165ZM182 212H183V210H181ZM214 211L212 210L210 213L212 214V217L211 218H209V216H208V218H209V220H210V222H212V219H213V223H211V224H214V219L216 218V216H215V218H214V214H216V213H218L217 212V210H216V212L214 213ZM220 212V215L222 214V215H224L225 213L224 212ZM254 211V210H253ZM252 211V213L254 214V212ZM256 211H258L257 209H256ZM184 212H186V211H184ZM191 212V211H190ZM193 212H195L194 210H193ZM247 212V213H246ZM14 213H15V211H14ZM14 213H12V215L14 216L15 214ZM87 213V214H86ZM145 213H146V211H145ZM149 213V212H148ZM163 213V212H162ZM174 213H175V211H174ZM173 213V214H174ZM187 213V212H186ZM204 213H202V215H201V217H204V216H206ZM175 214H176V216H175ZM174 215H173V219L175 220V217L177 218L178 217V219L179 218H181L183 221L185 220L184 218H186L184 215V217L182 216V214H180V215H178L177 214V212L175 213ZM201 214V213H200ZM209 214V213H208ZM249 214H251V213H249ZM12 215H9V216H12ZM62 215H64V214H62ZM159 215H160V217H159ZM165 215H168V216H165ZM178 215V216H177ZM191 215V214H190ZM194 215H195V213H194ZM197 215V214H196ZM195 215V216H196ZM217 215V214H216ZM226 215V214H225ZM224 215V216H225ZM228 215V214H227ZM227 215L224 217V218H222V219H224V223H222L223 225H225L226 223H229V224H231V226H232V221L230 222L229 220V222L227 221L226 223H225V220H226V217H227ZM238 215V214H237ZM25 216H26V214H25ZM24 216V217H25ZM163 216H165V218H163V220L165 219V220H167V218L170 220L169 222H167V221H163L162 220V218L161 217H163ZM218 216V215H217ZM232 217V215L231 214H229V216L228 217ZM252 216V217H251ZM254 216H255V214H254ZM263 216V215H262ZM64 217V216H63ZM172 217V216H171ZM200 217V219H202V220H204L203 218H201ZM207 217V216H206ZM251 217V218H250ZM32 218H34V216L32 217ZM189 217H187L186 219L188 220L187 222L189 223V219H188ZM198 218H199V216H198ZM255 219L256 218H258V214H257V216L256 217H254ZM253 218V219H254ZM25 219V218H24ZM173 219H172V221H173ZM217 219H218V222H219V218L217 217ZM234 219V217H232V220ZM254 219V220H255ZM27 220V218L25 219V220H22L23 222H25ZM30 220H32V222L34 221L33 219H31L30 218ZM30 220H28L29 221V223H28V221L26 222V224H28V226H30V228H28L26 225V227L25 226H23L22 225V228L21 229H25V228H27V230H23L24 232L26 231L27 233L26 234H24V232H22V230H21V232L24 234V235H31V234H33V232H34V226H35V224L34 223H31L30 222ZM197 220H199V219H197ZM207 220V219H206ZM216 220V219H215ZM242 220H244V222H240V221H242ZM178 221V220H177ZM186 221V220H185ZM184 221V225H186V222ZM201 221V220H200ZM221 219H220V223H221ZM253 221V222H252ZM263 221H264V219H263ZM143 222V221H142ZM167 222V223H166ZM191 222L192 223H190V227L192 226V224H193V226H194V223H193V221L191 220ZM197 222H199V221H197ZM196 221H195V223H197ZM209 222V221H208ZM207 222V223H208ZM236 223H237V220L235 221ZM260 222V221H259ZM258 222V223H259ZM21 224H22V222H20ZM63 223V222H62ZM144 223V222H143ZM143 223H141V226H142V231H141V237H142V234H143V231L144 230H146L145 229V226H144V224ZM158 223H155V224H157V226H159V224ZM175 223V224H174ZM174 223H172V224H174V225H176L177 226V229H176V232L175 233H179V235L177 236L176 234V236H177V238H178V240H173V242L175 243V241H179V244H180V240H182V241H184V239L182 238V236L183 235H185V231H184V229H182V227H184V225L182 224H180L181 226V230H180V232H179V229H178V223L176 224V222H174ZM200 223V222H199ZM203 223V222H202ZM202 223H200V224H202ZM205 223L206 222H204V224L203 225H205ZM206 223V224H207ZM217 222H215V224H216ZM264 223V222H263ZM155 224H153L152 225V227H154L153 229H155L156 228V230L158 231V229H160L161 227H159L158 229H157V227H155L154 225ZM167 224V225H168ZM222 224H219V226L220 225H222ZM247 224V225H248ZM196 225H198V223L196 224ZM195 225V226H196ZM262 225V224H261ZM163 226V225H162ZM166 226V225H165ZM164 226V227H165ZM171 226V225H170ZM207 226V225H206ZM216 226H217V224H216ZM216 226H213L214 228H213V231H214V229L216 228ZM218 226V227H219ZM251 226V225H250ZM256 226V224L255 225H253V229L252 230H250V228H249V231L252 233V231L253 230H256L257 228H255L254 229V227ZM264 226V225H263ZM166 227H169V226H166ZM186 227V226H185ZM188 227V226H187ZM186 227V228H187ZM189 227V230L191 229L192 230V228L193 227H191L190 228ZM203 227V226H202ZM209 227V226H208ZM217 227V228H218ZM225 227H226V225H225ZM228 227H230V226H228ZM228 227H226V228H228ZM248 227V226H247ZM174 228H176V227H174ZM174 228H165V231L163 232L164 234L166 233L167 235L169 234V232L171 231H173L174 232ZM205 228V227H204ZM240 228V227H239ZM238 228V233H239V231H241V229H239ZM244 228H246L245 227V225H244ZM260 228V227H259ZM262 228V227H261ZM260 228V229H261ZM264 228V227H263ZM3 229H5V228H3ZM150 229V231L148 232L147 230H149ZM164 229V228H163ZM194 229V228H193ZM199 229V228H198ZM201 229V228H200ZM221 229V228H220ZM231 229V228H230ZM234 230L233 231H235L236 230V227L234 226V228H233ZM1 230V229H0ZM6 230V229H5ZM147 232L149 233V235L148 236H145V237H147V239H148V237H150L151 235H153V237H154V234L153 233H156V235H157V233L159 232H157L156 230H155V232H151V228H147ZM161 230V229H160ZM167 230H170V231H168V233L166 232ZM186 230V229H185ZM195 230V229H194ZM4 231V230H3ZM144 232V234L143 235H145L147 232ZM178 231V232H177ZM188 231V230H187ZM193 231V230H192ZM215 231H216V229H215ZM224 231V230H223ZM226 231H227V229H226ZM229 231H231V230H229ZM233 231H231L232 233H231V235H233ZM245 231H246V229H245ZM249 231H246V235L247 234H249L250 232ZM262 231H264V229H262ZM2 232V231H1ZM20 232V233H21ZM170 232V233H171ZM182 232V234H180ZM191 231H189V233H190ZM201 231H199V233H200ZM205 232V231H204ZM212 232V231H211ZM222 232V231H221ZM228 232V231H227ZM227 232H225L226 234H227ZM236 232V231H235ZM234 232V233H235ZM241 232H243L244 233V231L242 230ZM241 232L239 233V234H241ZM248 232V233H247ZM254 233H256V235L259 233L258 232V230L255 232V231H253ZM258 232V233H257ZM29 233V234H28ZM150 233H151V235H150ZM161 231H160V234H158V235H160L161 236V234H162V236L164 235ZM189 233H186V234H189ZM193 233H195V231L193 232ZM202 233H203V230H202ZM218 233V239L217 240H219V241H216V243L217 242H220V243H218L217 245H218V247L219 246H221V245H219V244H223L222 245V249H223V246H224V242L226 241H228L229 239H227V240H225L224 242H222V240L220 241V238H219V236L221 237L223 234H224V232H222L223 234L221 235L220 233H219V231L217 232ZM242 233V234H243ZM21 235V238L22 239H18L17 241H15V242H12V240H7V239H5V238H3L2 236H1V234H0V250H2V249H5V243H11L12 242V245H11V247H10V251L14 254L13 256H15V258H17V256L19 257V255L20 254H22L23 252H24V250L27 248V247H29L30 248V246H27L26 247V244L25 243H27L26 241H28L29 240V237L27 236L26 238L24 237V235ZM206 234H209V233H205L204 235H205V237H207V238H205V239H196V240H198L199 242L197 243V244H201L200 246H202V245H204V243H210V242H206L205 240H207V241H210V240H208L211 236V238L213 239L215 236H216V238H217V235H216V233L214 232V237H213V235H209V236H207ZM220 234V235H219ZM226 234H224V235H226ZM229 235H230V233H228ZM237 234V233H236ZM234 235V236H236V237H234V238H237V236L238 235ZM253 234V233H252ZM252 234H251V236L250 235H248V236H250L249 237V240H252L251 238H252ZM147 235V234H146ZM180 235H182V236H180ZM197 235V234H196ZM202 235V234H201ZM230 235V236H231ZM261 235V234H260ZM161 236V237H162ZM165 236V235H164ZM163 236V237H164ZM169 237H170V235H168ZM187 236L189 237V235H185V241H188L187 239H189L190 240V238H187ZM195 236V235H194ZM198 236V235H197ZM203 236V235H202ZM242 238L243 237H245V234H244V236L243 235H240ZM155 237H157V236H155ZM169 237H167L166 236V240H167V238H169ZM227 237V236H226ZM253 237H254V235H253ZM260 237H262V236H260ZM26 239V241L24 242L23 241V239ZM171 238H173V236H172V234H171ZM175 239H177L176 237H174ZM181 238V239H180ZM196 238V237H195ZM195 238L193 239V241H192V238H191V241L192 242H185V247L187 246L186 245V243L187 244H191V243H193L194 242V240H195ZM210 238V239H211ZM215 238V239H216ZM239 238V237H238ZM238 238H237V241L234 239V241L232 240V236H231V239L230 240H232L233 241V243L235 242V244L236 245H239V243H240V245L238 246V247H242V246H244V247H246V249L245 250H243L246 254L248 253L249 254V252L247 251V250H249L250 251V248H252L253 250H251V251H254V252H252L251 253V251H250V253L251 254H253L254 256H253V259L251 260L250 259V257H252L251 255L249 256L248 255V259L246 258V262L244 261V263L243 262H241L243 259L242 258H245L247 255L245 254V255H242V254H244L243 253V251H242V258L240 257V256H238V258L240 257V259H238L237 258V255L236 256H234V259L232 258V257H227V260H225V262H227L228 261V258L230 259L229 261L231 262L230 264H232L233 262V260H235V263H233V264H236V262H237V264H238V260H239V263H243V264H249L248 262H250V261H252V264H254L253 262H255V264L256 263H258V262H256V261H253L255 258H257L258 256H260V258H257V259H260V263L262 264V263H264V262H262L261 261V259L262 260H264L263 258H264V253H262V251H260V255H257L258 253H256V255H255V252H258V251H256V249L257 248H259V249H263L264 247V243H262L261 241H260V239H259V241L262 243V248L261 247H256L255 245V242L256 241H254V240H256L257 238H259V236L257 235V238L255 239V238H253L254 240H252L251 242L249 241V240H244V242L246 241V242H250V243H254L253 245L254 246H250V243L248 244L249 246H250V248H249V246H247L245 243H243V245H242V241H240V239H242V238H240L239 240H238ZM64 239V238H63ZM146 239V240H147ZM152 241L153 240H160L161 241V239H160V237L159 238H150ZM150 239H148V240H150ZM164 239H165V237H164ZM245 239V238H244ZM247 239V238H246ZM262 240L264 239V238H261ZM37 240V239H36ZM65 240V239H64ZM64 240H62L61 238H60V240L59 239H57V242H56V244H55V249H58V250H62L63 248H64ZM142 241L144 240V237H142V239H141ZM147 240V241H148ZM162 240H163V238H162ZM168 240H170L171 241V239H168ZM167 240V242H170V241H168ZM214 240V239H213ZM229 240V243L231 242ZM258 240V239H257ZM66 241V240H65ZM67 241H68V239H67ZM66 241V242H67ZM145 241V240H144ZM143 241V242H144ZM152 241H151V245L153 244L152 243ZM159 241V242H160ZM203 241V242H202ZM205 241V242H204ZM166 242V241H165ZM197 242V241H196ZM212 242V241H211ZM222 242V243H221ZM236 242H239L238 244L236 243ZM258 242V241H257ZM29 243V242H28ZM147 243H149V245H150V241L149 242H147ZM156 243V241L154 242V244ZM158 243V242H157ZM161 243H163V241L161 242ZM171 243H172V241H171ZM176 243H178V242H176ZM183 243V242H182ZM181 243V244H182ZM203 243V244H202ZM213 243H215V241L213 242ZM228 243V242H227ZM227 243H225V245L227 246V248H228V246H229V248L228 249H226V246L224 247L225 248V251H224V249H223V254H224V252H226V250H228V253H230L229 251H236V249H237V247H236V249L234 250L233 248V245H232V249L233 250H230V247H231V244L229 245V243L227 244ZM259 243V242H258ZM154 244L151 246L153 249L155 248V250L156 251H158L157 249H156V247L157 248H159V251H160V253H158V254H160V255H158V254H156V252H154L157 256H161V257H163L162 259H169V256L171 255L170 254V249H175V252L173 253L172 251H171V253L172 254H174L173 256H171V257H174L175 255L177 256V260H179L178 258H180L181 256L183 257V258H180V261L182 262V261H184L185 259L187 260V257H188V259L190 258L189 256H191V258L194 256V254H195V257L196 256H198V255H200V254H198L197 253V251L196 252H194L193 250V252H189L190 253V255L189 256H184L183 254H184V249H186V248H184L183 250H182V248L184 247L183 245H182V247L180 248V246H181V244H180V246H178V244H177V246H178V251H179V248L181 249L179 252L181 253L182 252V255L181 254H179L177 251H176V244H174L175 245V247H173L172 246V244H170L171 246H168V245H166V243H165V245L166 246H168V248L166 247L165 248V246H163V250H162V248H161V246H159V243H158V245L157 246H155L154 247ZM164 244V243H163ZM194 244H196L195 242L193 243V245ZM196 244V245H197ZM234 244V245H235ZM156 245V244H155ZM192 245V244H191ZM217 245L215 244L214 246H216V248L215 249H217V251H218V253H219V250L218 249H220V248H218L217 247ZM242 245V246H241ZM259 245H261V244H258L257 246H259ZM209 246H211V244L209 245ZM26 247V248H25ZM169 247H170V249H169ZM190 247V246H189ZM204 247H205V249H207L208 248V246H205L204 245ZM244 247H242V249L244 248ZM254 247H256V249L254 248ZM160 248H161V250H160ZM167 250V249H169L168 251H167V254L169 253L170 255H167L168 257H166V258H164V256L166 255V253L164 254L163 252L164 251H166L165 249ZM201 248V247H200ZM210 248V247H209ZM212 248V247H211ZM249 248V249H248ZM32 248H30L29 250H31ZM188 249V248H187ZM190 250H191V247L189 248ZM197 249V248H196ZM199 249V248H198ZM213 249H214V247H213ZM222 249H220V254H222L221 253V250ZM241 249V248H240ZM241 249V250H242ZM6 250V249H5ZM185 251H187V250H185ZM207 251V250H206ZM216 251V250H215ZM216 251V252H217ZM188 252V251H187ZM208 252H209V250H208ZM213 252V251H212ZM263 252H264V250H263ZM176 253V254H175ZM180 255V257H178L179 255ZM217 253V254H218ZM236 253H237V251H236ZM155 254H153L155 257H156V255ZM192 254V255H191ZM217 254H216V256H217ZM220 254L218 255V256H220ZM227 254V252L224 254V255H222L223 257H221L220 259L221 260H223L224 261V259H226L225 257L227 256L226 255ZM231 254V253H230ZM162 255H164V256H162ZM186 255H187V253H186ZM211 255V254H210ZM210 255H209V257H210ZM229 255V254H228ZM234 255V252H232V255H230V256H233ZM21 256V255H20ZM175 256V257H176ZM203 256V255H202ZM206 256V255H205ZM204 256V259L206 258ZM212 256V255H211ZM215 256V257H216ZM243 256H245V257H243ZM161 257H157V258H161ZM170 257V259H173V258H171ZM184 257H185V259H184ZM193 257L194 259H189V260H187V261H184L185 263L186 262H188L187 264H189L190 262V260H191V262H193L194 263V261H195V264H197L196 263V261L198 262V263H202L201 261H202V258H200V256H199V258L198 257ZM208 257V258H209ZM236 257V258H235ZM261 257H263V258H261ZM152 258H153V256H152ZM222 258H224V259H222ZM231 258L233 259V260H231ZM154 259V258H153ZM152 259V260H153ZM156 259V258H155ZM161 259V260H162ZM175 259V258H174ZM182 259V260H181ZM184 259V260H183ZM196 259V260H195ZM199 259H201V260H199ZM203 259V260H204ZM250 259V260H249ZM256 259V260H257ZM164 260L163 261H160L162 264H170V261H165L164 262ZM194 260V261H193ZM207 260V259H206ZM237 260V261H236ZM241 260V261H240ZM249 260V261H248ZM156 261V260H155ZM223 261H222V264H225V262L223 263ZM228 261V262H229ZM38 262V261H37ZM160 262H158V261H156V263L157 264H159ZM164 262V263H163ZM228 262H227V264H228ZM30 263V262H29ZM40 263V262H39ZM152 263H153V261H152ZM156 263H154V264H156ZM259 263V264H260ZM1 264H6L5 262H2ZM19 264H21V263H19ZM26 264V263H25ZM182 264V263H181ZM191 264V263H190ZM204 264V263H203ZM251 264V263H250Z\"/></svg>", "mask_w": 264, "mask_h": 264}, {"label": "rangeland", "instance_id": "2", "mask_svg": "<svg viewBox=\"0 0 264 264\" xmlns=\"http://www.w3.org/2000/svg\"><path fill=\"white\" fill-rule=\"evenodd\" d=\"M9 1V0H8ZM7 1V2H8ZM20 1L22 2V0H14V2L15 3H18V4H12L13 3V1L11 0V2L12 3H10L9 5L7 4V5H5V3H6V0H5V3H2V5H3V7H5V6H8V8L10 7V9H15L16 8V6H17V10H18V13H16L15 14V12L14 11H16L17 12V10H12V12H10L11 13V17L12 16H14L13 18H11L12 19V21L10 20V17H7L6 16V14L5 13H8L9 11L7 10V8H6V10L8 11V12H3L4 13V15L3 14H1L0 13V18L2 17V16H4V17H2V18H5V16H6V18H5V20L4 21H6V19H7V21L5 22V23H3V20L2 19H0L1 21H0V23L2 24H0V37L2 38V40H0V41H3L4 40V42H0V48H4V47H8V51H11L12 52V49H13V47H15V50H16V54H14L13 55V57H12V55L11 56H9L8 54H6V55H8V57H5V58H7L6 60H5V58H3V60H5V63L6 64H2V63H0V74H5V72L7 73V74H9L8 72H11L9 75H6V76H8V77H4L3 75H1L0 76V82L2 83V85H0L1 87H0V99H2V100H0V105H2L3 103H5V100L7 99V97H9L6 93H8V92H6V90L10 87V85L12 84V86L13 85H17V80H19L20 81V83L21 82H23V78L25 79L26 78V76H28L26 73H27V71H26V69L28 68V66H30V67H32L33 65H34V68L35 69H40V68H42L43 66V70L45 71V72H43L41 69H40V71H42L43 72V76H45V78L43 77L42 78V80L43 81H41V83L42 82H47V84H49V82H51L52 80H54V81H56V79H59L58 77H60L61 76V78L59 79V80H61L62 78V81L60 82V81H58L57 82V86L56 85H54V84H56L54 81H52L51 82V84L52 85H54L55 87H60V88H54L52 85H51V87H50V89H52L51 91L49 90V92H47L48 91V87H49V85L47 86V84H41V86H40V84H39V90L41 91V89H44L45 88V85H46V88H47V90H45V92H47V93H42L41 94V92H39V90H37L36 91V93H34V94H37L38 93V95H39V93H40V95H39V98L38 99H36L37 98V96L38 95H36V97H31L32 99L33 98H35L36 100H34V102H32V100H31V105H33V104H35L36 102L38 103H44L45 101H50V102H53L52 100H55V96H56V98L58 99V97H59V99L57 100L58 101V103L57 104H61V99L60 98H62V100L65 98L66 100H70V99H68V98H70V90H68L69 88L67 87V85L68 84H65V83H68V81H67V73L66 72H63V74H65V75H63L62 74V71H61V69L60 70H57V68L58 67H55L54 65H55V63H54V61H50V60H52V59H50V56H51V54L49 55V57H47L48 55H46L47 53L49 54L50 53V50H51V48H52V46L54 45L53 43H56V45L58 44V43H60V45H61V48H62V46H63V49L65 48H69L68 50H72L73 48V51L75 52L76 50H77V48L78 47H80L79 48V52H80V49H81V52L83 51V53L82 54H86L87 56H91V54H92V52L90 51V50H84L83 48H85L84 47V43H83V40H81L80 41V36H79V34L76 36L75 34H76V32L77 31H74L75 29H79V27H81V29H83V27L81 26L82 25V22H68V20H67V18L69 17V13H68V8L66 9L67 10V12H66V14H63V13H65V12H63V11H65L62 7L63 6H61V4H64V3H61V1L60 0H54V2L52 3V1L53 0H32V1H30L31 3L33 2V6H35V4H38V5H36L37 7L38 6H40V7H30L32 10H30V8L29 7H27L26 8V1H28V0H26L25 1V3H24V1H23V3H24V6L25 7H23V4L22 3H20ZM39 1V2H38ZM41 1V2H40ZM59 1H60V3H59ZM1 2L2 1H0V5H1ZM28 3V2H27ZM14 6V8H12L11 6L12 5ZM20 4V5H19ZM22 4V5H21ZM16 5V6H15ZM19 5V6H18ZM28 5H30L31 6V4H28ZM45 5V6H44ZM44 7V9L45 8H48V10L47 9H43V10H40V8L41 7ZM49 6V7H48ZM19 7V8H18ZM21 7V8H20ZM51 7V8H50ZM61 7V8H60ZM26 8V13H25V15L27 14V10L29 11V12H31V13H29V14H36L37 12L36 11H40L38 14H36V15H39V16H43V14L41 15V13L43 12H46V13H44V16L42 17V18H40L39 17V21L38 22H40V21H42V20H40V19H43L44 18V20L43 21H46V19L45 18H47V20H50V21H47V23L46 22H40V23H42V25H39V26H43L44 27V29L43 28H41V27H39V26H34V23H36V19L38 18V16H37V18L35 19V15H33V19H35L34 20V22H32L31 23V21H32V19L31 18H29L28 16H25V18L23 17L24 15L22 14L21 15V13H24L25 11L23 10V9H25ZM35 8H37L36 10H34ZM42 9V8H41ZM52 11H51V10ZM63 9V10H62ZM22 10V12H20V11ZM47 10V11H46ZM11 11V10H10ZM33 11H35V12H33ZM49 11V12H48ZM51 11V12H50ZM33 12V13H32ZM48 12V13H47ZM54 14H53V13ZM49 13H51V15L53 16L54 15V18H55V20L53 21V17L52 18H48L49 16L51 17V15L49 14ZM56 13H58V14H56ZM60 13H62V14H60ZM18 14V16H16ZM28 14V15H29ZM59 15V16H58ZM68 15V16H67ZM8 16H10V14L8 13ZM19 16H22L24 19H25V21L27 20V22H29L28 20H30V22H29V26L30 25H32V26H28V23L26 22V23H23L24 21H23V18H21L20 17V21H21V19H22V22H15L16 24H18V23H22L24 26H26V24H27V26H26V28H24V29H26V30H28V28H31V27H34V28H31L32 30H34L33 32H34V34L33 33H31V34H33V35H35V31H36V28L37 27H39V31L37 32L36 31V33H38L39 35V37H41L43 34V31H44V34L45 35H47V33L48 34H51V35H53V34H55V36L53 35V36H50L51 37V40L53 41H49V40H47V39H50V37H47V36H49V35H47V36H45L44 35V37H47V39H45V38H43V37H41L42 39H44V40H42V39H38V41H34L35 42V47L37 48V47H39V50L38 49H35V47H34V45H32L33 44V41L31 40V39H37V38H35L36 36H34V37H32L33 35H27V34H29V33H27L29 30V32H31V29H29L28 31H23L22 33H20V31L19 32H17V28H15V30H16V32H17V34L20 36V34L22 35V36H24V34H26V36H29V37H32V38H30V40L32 41H30L29 42V37H26V38H28V40H24V41H22L23 43H21V40L19 39L20 37H21V39H22V36H20V37H17L15 34H13V30L11 29L12 27H11V25H13V27L15 26L14 24V20L15 19H17ZM64 18H63V17ZM59 17H60V19H59ZM29 18V19H28ZM56 18H58L59 20V22L58 21H56L57 19ZM65 19V21L63 20V19ZM70 18V17H69ZM68 18V19H69ZM9 19V20H8ZM51 19H52V22H51ZM18 20H19V18H18ZM38 20V19H37ZM61 20H63V21H61ZM67 20V21H66ZM69 20H71V19H69ZM10 21L11 22H13L12 24L10 23ZM56 21V26L58 25V26H60V28H58V26L56 27L55 25H54V22ZM8 22V23H7ZM37 22V23H38ZM49 22V23H48ZM51 22V23H50ZM7 23V24H6ZM9 23H10V25H9ZM31 23V24H30ZM36 23V24H37ZM45 23V24H44ZM53 23V25H51ZM58 23V24H57ZM74 23V24H73ZM93 23H98V22H93ZM59 24H61V25H59ZM80 24V25H79ZM44 25H48V27H50V29L49 30H47L48 29V27H47V29H46V26H44ZM72 25H74V27L72 26ZM79 25V26H78ZM4 26V27H3ZM64 26V27H63ZM70 28H69V27ZM72 26V27H71ZM78 26V28H76ZM28 27V28H27ZM56 27V28H55ZM64 28V30H60V31H58V29H63ZM58 28V29H57ZM85 28H86V26H85ZM12 31H11V30ZM12 32H10V31ZM19 30H21V28L19 29ZM23 30V29H22ZM21 30V31H22ZM38 30V29H37ZM43 30V31H42ZM53 30H54V32H53ZM71 30H73V31H71ZM8 31V32H7ZM41 31V33H39ZM45 31H46V33H45ZM48 31V32H47ZM68 31H70L71 32V34H70V32H68ZM81 31V30H80ZM80 31H78L77 33H79ZM128 31H130V29H128V30H126V32L128 33ZM10 32V33H9ZM15 32V31H14ZM25 32V33H24ZM68 32V33H67ZM72 32H73V34H72ZM74 32H75V34H74ZM12 34L14 35V36H12ZM42 34V35H41ZM70 34V35H69ZM82 34V33H81ZM2 35V36H1ZM56 35H57V38H56V41H55V38L53 39L52 37H56ZM59 35H60V37H59ZM71 36L73 39H71L69 36ZM74 35V36H73ZM9 36H11V38H12V40H11V38H10V40H9ZM64 36V37H63ZM0 38V39H1ZM23 38H25V36L23 37ZM60 40H59V39ZM70 38V39H69ZM7 39V40H6ZM57 39H58V41H57ZM82 39V38H81ZM20 40V41H19ZM23 40V39H22ZM40 41H42L43 42V44H41V42ZM47 41H49V42H47ZM61 41H62V43H61ZM8 42V43H7ZM22 44V45H19L20 43ZM26 42V43H25ZM28 42V43H27ZM73 42L75 43V44H73ZM9 43H10V45H9ZM18 43V44H17ZM32 45L30 48L32 49V50H36V52L35 53H37L38 54V52H41L42 51V53L43 54H45L46 55V57H44L45 55H40L41 56V58H43L42 59V61L44 60V61H46V60H49V62L48 61H46V62H44V63H42L41 62V64H40V62L39 61H37L36 60V58H37V54H34V56H35V58L34 59H31L32 57H34V56H32L33 55V53H34V51H32L30 48H28L29 47V45L30 44ZM48 43H49V48H48ZM79 43V44H78ZM82 45H81V44ZM25 44H29L28 45V47L27 46H25L26 47V50L27 51H29V50H31L30 51V53L29 52H27L28 53V56L27 55H25V53H23V51H25V49H22V51L21 50H19L20 48L19 47H17V45H19V46H23V45H25ZM47 44V45H46ZM51 44V45H50ZM53 44V45H52ZM63 44V45H62ZM70 44V45H69ZM73 44V45H72ZM79 45V46H77V45ZM37 45V46H36ZM40 45H42V47L40 46ZM67 45H68V47H67ZM9 46H10V48H9ZM45 46V47H44ZM46 46H47V48H46ZM59 46V45H58ZM70 46V47H69ZM81 46L83 47V48H81ZM7 47L6 48H4L5 50V52L7 53ZM17 47V48H16ZM24 47V46H23ZM24 47V48H25ZM34 47V48H33ZM60 47V46H59ZM22 48V47H21ZM44 48V49H43ZM54 48V47H53ZM53 48H52V50H53ZM29 49V50H28ZM48 49V50H47ZM38 50V51H37ZM51 50V53H53V51ZM117 49L115 48L114 49V51L116 52L115 54H116V56H113V57H117V56H119V51L117 50ZM14 51V50H13ZM49 51V52H48ZM91 53H90V52ZM113 51V52H114ZM1 52V54L2 53H4L3 52V50L2 51H0ZM17 52H20V54H22L23 53V55L25 56H23V58H26V56L28 57V59H29V61H28V59H26L25 61H28V64H27V68L25 69V66L23 65V64H25V63H27V62H21V63H23V64H21L20 62H18V63H20V67L18 68V69H20V74L18 73V71H17V69H15V68H17L18 66H19V64L17 65V64H12V63H15L16 62V60L17 61H22L23 59L21 58V55H20V57H19V53H17ZM22 52V53H21ZM33 52V53H32ZM46 52V53H45ZM9 53V52H8ZM14 53V52H13ZM12 53V54H13ZM26 53V54H27ZM31 53H32V55H31ZM5 54V53H4ZM18 54V56H16ZM29 54L31 55V56H29ZM88 54H90V55H88ZM114 54V53H113ZM3 55V54H2ZM1 56V55H0ZM15 56V57H14ZM54 56V53L52 54V57ZM2 57V56H1ZM11 57V58H10ZM39 57V56H38ZM51 57V58H52ZM120 57V56H119ZM119 57H117V58H119ZM10 58V59H9ZM15 58V59H14ZM20 58L22 59V60H20ZM40 58V57H39ZM46 58H49V59H46ZM9 59V60H8ZM38 59V58H37ZM0 60H1V58H0ZM3 60H1L0 62H4ZM33 60V61H32ZM13 61V62H12ZM41 61V60H40ZM196 60H194V62H195ZM7 62H12V63H7ZM31 62V63H30ZM32 62H35V63H33L32 64ZM48 62V63H47ZM53 63H54V65H53ZM32 64V65H31ZM38 64V65H37ZM48 64V65H47ZM52 64V65H51ZM114 64H115V62H114ZM4 65H6L5 66V70H4ZM7 65H9V69H8V67H7ZM16 65H17V67H16ZM50 65V66H49ZM105 65H106V69H105ZM108 65H111V67L114 69V70H112V68L111 67H109ZM113 65V63L112 64H103V65H101L100 67H101V69H100V67L99 68H96V67H88V71L89 72H92L93 71V73H95V75L93 76L94 77V80H96L95 82L97 83H95L97 86H98V84H99V87L100 88H102V90L103 89H107L108 87H109V89H107V96L109 95V97H107L108 99L111 97V99H109L108 101H107V99L105 98V96L102 94V90H100V88L98 87V88H96L97 90H95V87H97L95 84L93 85L94 86V94H95V92H96V94H95V96L96 95H98V97H97V101H99L98 103H105V102H108V103H106V104H108L110 107L111 106H113L114 105V107L116 108V105H117V108L115 109L116 110V113H117V116L121 113L122 114V116H121V114L118 116L119 118V120H120V117L122 118V120H124V122L123 123H121V125H125V127H126V125H128L126 128H124V126H121L120 127V125L117 123L116 125H115V123L113 124L111 121H110V119H109V117L107 116H104V115H102L101 116V114H99V116L97 117V118H99L98 120H103L104 118H106V119H108L110 122H107L108 120H106V119H104V120H106V122L107 123H105L106 125H108V127L109 126H111L112 125V128L110 129L111 131L110 132H107V131H105L103 128H100L101 126H100V124L99 123H97L98 124V126L96 125V121H93V118H87V119H81L80 117H74V120H72L73 119V117H69V120H70V118H71V120L69 121L67 118H66V116H65V118H66V120H68V121H66L65 122V119L64 118H62V120H59V119H61V117H63V115H65L69 110H70V108H68L67 106H61V108H59V106H58V108H59V110H62V111H64V113L63 112H61V111H59V116L57 115V119H56V121H55V119L54 118H56V116L54 115V117L52 116V115H50L49 113H48V115H49V117L46 115H44V114H42L41 115V113H37V109H40V108H42V107H39L40 105L42 106V104H35V105H33V108L31 107V105L28 103V102H30V98H26L25 97V99L26 100H29L27 103H26V105L27 104H29L30 105V107H29V105H28V109L25 111V113H27L28 111H29V113H33L32 114V116H31V114L29 115V116H31V117H33V115H34V117H36L35 115H37V114H39L38 115V119H40L39 121H36V120H38V119H36L35 118V120H34V117H33V119L32 120H34V122L33 121H31L30 122V120H31V117L30 118H28V119H30L29 121H27L28 119L27 118H25V119H27L26 120V122H29V124L27 125L26 123H25V121H23V119H24V116L25 115H22V116H20V117H14V119H17L18 121L20 120V119H22L21 117H23V119L22 120H20V122L19 123H22V127H25V128H21L20 126H21V124L19 125V123L17 122H15V120L13 119V117L12 118H10L12 121H14L16 124H18V129H15V130H17L16 132L18 133H16V132H14L13 130H9L8 128L6 129V128H4V129H2V131L0 132V140H5V139H12V140H16L15 141V146L17 147L18 146V144H19V146H20V148H19V146L16 148V149H13L12 150V148H10V147H8L7 145L6 146H2L1 147V145H4L3 143H0V151H1V153H0V175L2 176V178H6V179H8V180H10V182L9 181H5V185L4 186H6V187H4L3 185H1L0 186V192H1V190L2 191H4L6 188H7V190H5L4 192L7 194V192L8 193H10V191L11 190H13L12 192H14L15 191V196L14 197H16V198H14L13 197V195H14V193H13V195H9V194H7L9 197H7V196H4V195H0V198L2 199V202L4 201L3 199H5L4 197H7L10 201L12 200L13 201V204L14 203H16L15 205L16 206H19L18 208L14 205L13 207H15V209H13V208H11L8 212L10 213V214H8L7 212H5V211H2V209H1V211H0V234H1V236L3 237V238H5V239H7V240H12V242H15V241H17L19 238L20 239H22L21 238V235L23 234L22 232H24L23 230H27V228H23V229H21L22 228V225L23 226H27L28 228H30V226H28V224H26V222L28 221V220H30V218L31 219H33L34 221L32 222V220H30V222L31 223H34L35 224V226H34V232H33V234H29V235H24V234H26L27 232L25 231L24 232V237L26 238L27 236L29 237V240L28 241H26V239L24 238L23 239V241L25 242H27V243H25L26 244V247L27 246H30V248H32L31 250H29L30 248L29 247H25L26 249L24 250V252L22 253V254H20L19 255V257L17 256V258H15V256H13L14 254L9 250L10 249V247H11V245H12V242L11 243H5V249H2V250H0V264L2 263V262H5L6 264H19V263H21V264H154V263H156V261H158V262H160V261H163L164 259H162L163 257H161V256H157L156 254H158V253H160V251H159V248H157L158 246V243H159V246H161V248H162V250H163V246H165V248L167 247L168 248V246H171L170 244H172V246L173 247H175V245L174 244H176V246H177V244H178V246H180V244H181V246H180V248L182 247V245L184 246L183 248H182V250L184 249V248H186V249H184V256L186 257V256H189L190 255V253L191 252H193L194 250V252H196L197 250V253L198 254H200V255H198V256H196V257H198L199 258V256H200V258H202V263H198L197 261H196V263L197 264H222V261L223 260H221L220 258L221 257H223L222 255H224L226 252H227V256L225 257L226 259H224V258H222V259H224V261H223V263L225 262V260H227V257H232L233 259H234V256H236L237 255V258H238V256H240L241 258H242V255H245L246 253L243 251V250H245L246 249V247H244V246H242L243 245V243H247L246 245L247 246H249L248 244L252 241V240H254L253 238H257V235L259 236V238H257L256 240H254V241H256L255 242V246L256 247H261L262 248V243H264V239L262 240L261 238H264V231H262V229H264L263 227V225H264V221H263V219H264V214H262L261 212H260V210L258 209V204H256V205H254V207H257V208H254V209H251V207L253 208V206H251L250 207V209L248 210V211H250L249 213H251V214H247V215H245V217L246 216H249V215H252L251 217H252V220L254 221V223H252V224H250L251 223V221H250V223L248 224L247 222H249V219H248V221L246 220V222H244V220L245 219H247V218H244L243 217V215L244 214H242L241 212H239V210L238 209H236V211H234L233 213H227V212H230V209L232 208V207H234L236 204H234V203H237V204H239L235 199H233V198H235V196L234 197H232V199H230L231 198V196H233L234 194H232L231 195V192L228 190V189H226V193L227 194H222V189H220L219 191H217L218 193H220V194H218L217 192H216V184L215 185H213V184H211V183H213V181H214V183H216L215 182V180H214V178L216 179V181H218L219 182V180L224 176V170H225V168H223L224 166H222L221 165V167L224 169V170H221L222 171V173H220L221 171H219L218 169H222V168H218L217 166H219L220 164H218V165H216L217 163L215 162V158H216V155L218 156H220V158H221V156H223L222 155V152H223V154H224V152H225V150L223 151V149H225V148H222V151H221V149L220 150H218L219 148L218 147H216V148H211L210 150L209 149H207V147H204L203 148V146H202V150H203V152H204V149L206 150V153L204 152H200L198 149L200 148V150H201V146L200 145H196V147H194V145H195V142L198 140V141H200L201 140V138H202V136L204 135V134H206L203 138H205L206 136H207V133H209L210 131L209 130H211L212 128H213V125L211 126V124L210 123H212V120H213V124H214V126H215V124L217 123L216 122V120H215V118H212V120H211V122H210V120H209V118H211L212 116H208V117H205V119H203L202 120V122L206 125V124H208V122H209V124H210V126H211V128L209 129L208 127H206L205 126V128H199L200 129V134L199 133H197V131H199V129H196V132L193 130V129H195L197 126H193V125H197V124H192L191 122L189 123V125L186 127V125H183L182 127L184 128H182V127H180V129L181 130H178V129H175V131L177 130V133H175V132H171V134L172 133H175L174 134V138H175V136L177 137L179 134H180V132L182 133V135L183 136H179L180 137V139H179V141H181V139H183L184 140V138L187 136V135H191V137H192V134H199V135H201V138L200 137H198L196 134H195V136H197V138H199V139H197V138H195V136L193 135V139H191V137L190 136H188L187 138H189L187 141L188 142H191V140H195L196 139V141H194V142H191V144L193 145H191L190 146V144L188 145V143L187 142H185V141H181V142H179V143H183V145H182V148L184 147L185 148V146H187V147H189V149L190 148H192L193 147V149L194 148H196V150L194 151V152H198L199 153V156H200V154L201 153H203V154H205V156L206 155H208V156H210L211 154L210 153H212L213 151V153H216V151L214 150V149H216V150H218V154L216 153L215 154V156H214V154H212V156H213V161H212V163H214V164H212L211 163V166L210 167H208V169L210 168L211 170L210 171H213L214 173H215V171H216V173H217V175L220 173L221 175L220 176H222V177H220L219 175V179L217 180V176H216V174L214 175V174H212V175H209V174H211V173H213V172H210L209 170L207 171L209 174H207V175H205L207 172H206V170L205 169H207V168H205V166H203V164L205 165V163H203V161L205 160V162H206V159H202L203 158V154H201L202 155V157H200V160H202L200 163H203V164H199L198 163V161H196V159L195 158H192V157H194L193 155H195V153L194 152H192L193 151V149H191V151L190 150H188L187 152H184V151H186L188 148H183L184 149V151H183V149L182 148H180V144L179 143H176L175 144V142H174V140L175 139H173V138H170V136L169 135H171V134H169V133H166V135H164V134H162L161 135V138H159L158 136H157V134L155 133V135H154V132L153 131H151V130H149V131H146V133L148 132V134L147 135H145L146 133L145 132H143L144 130H146V128L145 129H143L144 127H140L139 126V124H138V122L136 121V120H134L133 118V120H131V116L129 117L128 116V114H129V112H127L128 111V109H126L128 106H130V104L128 105L127 103H129V102H127V100L128 99H130L129 98V95H130V97L132 96L134 99L135 98H138L139 100H142V99H140L139 98V95L136 93H134L133 91H135L136 89H134V87L137 85L138 87H139V85H140V83H138V77H136L137 76V74H136V72H139L138 70H136L134 73H132V71H131V73H132V75H134L136 78H134V79H136L137 80V82H136V80H134L133 79V77H132V75H130V70H129V68L128 69H126V68H124V67H121L120 65H114V66H112ZM21 66H24V67H22L23 69H24V71H22L21 70ZM37 66H41L40 68L39 67H37ZM45 66H49V68H53L54 69V71H53V69H52V71L53 72H55V69H56V71L58 72H56V75L54 76V73L52 72L51 73V71H49L48 69H46L45 70ZM92 66V65H91ZM2 67V68H1ZM108 67L110 68V69H108ZM118 67L121 69V71H120V69L119 70H117L118 69ZM34 68H32V69H34ZM91 68V69H90ZM104 70H103V69ZM16 70V72H15V70ZM29 69V68H28ZM98 71H97V70ZM100 69V70H99ZM107 69H108V71H107ZM111 70H112V72H111ZM129 71V72H125V71ZM26 71V72H25ZM59 71H60V73H59ZM65 71V70H64ZM103 71H105V72H107L106 73V75H104L105 74V72H103ZM110 71V72H109ZM22 72H24L25 74H23ZM47 72V73H46ZM50 74H49V73ZM96 72H98V73H96ZM101 72V73H100ZM103 72V73H102ZM109 72V73H108ZM119 72V73H118ZM122 72V73H121ZM124 72V73H123ZM12 73H14V74H12ZM112 73H115V74H117V75H113ZM127 73V74H126ZM18 76H17V75ZM53 74V75H52ZM58 74H60V76H58ZM90 74H92V73H90ZM96 74L98 75V76H96ZM109 74V75H108ZM121 74H123V79H122V77H120L119 78V76H121ZM127 75V76H125V75ZM17 76V80H15V78L16 77H14V76ZM25 75V76H24ZM47 75H49L48 77L50 78L49 80H47V78H46V76ZM100 75H101V77H100ZM113 76V78H112V76ZM129 75H130V78H129ZM163 75V76H162ZM12 76V77H11ZM20 76V77H19ZM53 76V77H52ZM58 76V77H57ZM107 78V79H103V78H105V77ZM109 76V77H108ZM111 76V77H110ZM115 76H118V78H117V80L115 81V83H114V80L116 79V78H114ZM1 77H2V79H1ZM12 78V80H11V78ZM54 77H55V79H54ZM95 77H97V79L95 78ZM126 77H128L126 80L124 79V78H126ZM13 78H14V80H13ZM99 78V79H98ZM101 78V79H100ZM162 78V82H163V80L165 79V81H164V83H167L168 84V86L170 85V80H169V78H167V74H160V79ZM5 79V80H4ZM80 79L82 80L83 79V77H80ZM79 79V80H80ZM104 80V82H103V80ZM8 80V81H7ZM11 80V81H10ZM25 80H27V79H25ZM94 80L92 81V83H94ZM97 80H98V82H97ZM105 80L107 81L106 82V84L108 83V81L109 80H111V81H109L110 83H108V85H106L105 84ZM124 81V82H122V81ZM5 81V82H4ZM17 81V82H16ZM66 81V82H65ZM112 81H113V84L114 85H112ZM122 82V83H120V85H119V82ZM131 81H135V83L133 84V85H135L134 87H131L132 85V83L133 82H131ZM168 81H169V83H168ZM9 83V84H6V85H9L8 86V88H7V86L5 85V84H3V83ZM60 82V83H59ZM100 82H102V85H101V83ZM59 83V84H58ZM82 85L84 84V82H80ZM130 84L131 86L129 87V85H127V84ZM19 84V83H18ZM61 84H63V85H61ZM104 84H105V87H101V86H104ZM116 84V85H115ZM142 84H143V81H142ZM60 85V86H59ZM112 85V87H114V89H112V87H110V86ZM117 85H119V86H117ZM121 85H122V87H121ZM123 85H124V87H123ZM128 87H127V86ZM3 86H5L4 88H2ZM42 86L44 87V88H42ZM62 86H64V87H62ZM65 86H66V88H65ZM117 87V88H116ZM56 89V93L54 94L53 93V91H54V89ZM62 88H65V89H63L62 90ZM116 88V89H115ZM121 88V89H120ZM124 88V89H123ZM5 89V90H4ZM59 89H61V90H59ZM111 89V90H110ZM126 89V90H125ZM128 89H131L130 91H131V93H129V95L126 93L127 91H128ZM44 90H42V91H44ZM105 90H103V91H105ZM113 90H115L116 91V93H117V96H115L114 94H116ZM119 90V91H118ZM122 90V91H121ZM133 90V91H132ZM58 91H59V93H58ZM65 91V92H64ZM100 91V92H99ZM111 91H113V92H111ZM123 91H124V93L127 95H124V93H123ZM126 91V92H125ZM51 92V93H50ZM55 92V91H54ZM63 92V93H62ZM68 94H67V93ZM122 92V93H121ZM129 92V91H128ZM54 95H53V94ZM57 93H58V96H57ZM98 93V94H97ZM101 93V95H103L102 96V98H101V95H99ZM108 93H110V94H108ZM113 93V94H112ZM119 93H121L120 95H122L123 96V98L125 99H122L121 98V96H119L118 94ZM44 94H46V95H44ZM52 94V95H51ZM131 94H134V95H131ZM60 95H61V97H60ZM62 95L64 96V97H62ZM68 95H69V97H68ZM105 95H106V93H105ZM35 96V95H34ZM65 96H67V97H65ZM137 96V97H136ZM22 97H24V96H22ZM54 97V98H53ZM113 97H115V98H113ZM120 97V98H119ZM131 97V98H132ZM5 100H4V99ZM105 98V99H104ZM21 99V100H20ZM20 99H18L19 101H22V104H24L25 105V101H23V98H20ZM42 99H44V100H42ZM115 99V100H114ZM121 99H122V101H121ZM60 100V101H59ZM117 100V101H116ZM120 100V101H119ZM124 100V101H123ZM4 101V102H3ZM44 101V102H43ZM56 101V102H57ZM116 101V102H115ZM129 101V100H128ZM130 101H132V99H130ZM60 102V103H59ZM63 102V101H62ZM66 102V101H65ZM55 103V102H54ZM98 103H97V105H98ZM112 103V104H111ZM116 105H115V104ZM118 103V104H117ZM121 103V104H120ZM124 103V104H123ZM22 104H21V102H20V105L22 106ZM51 103H47L46 104V106L48 107V108H46V109H49L50 108V106L52 105H50ZM127 104V105H126ZM23 105V106H24ZM38 105V106H37ZM48 105H50V106H48ZM118 105H121V107H122V105H124V107H122V108H124V110L122 109V108H119L118 107ZM53 106V105H52ZM126 106V107H125ZM25 107V106H24ZM39 107V108H38ZM68 109H67V108ZM114 107H112V108H114ZM0 108H1V110H2V106H0ZM26 108H27V106H26ZM25 108V109H26ZM30 108H32L33 110V112L31 111L30 112ZM52 108V107H51ZM128 108H130V107H128ZM36 109V110H35ZM43 109V108H42ZM41 109V110H42ZM64 109V110H63ZM68 111H67V110ZM79 109V108H78ZM117 109H122V110H117ZM50 110L51 109H49V112H50ZM36 111V112H35ZM39 112H40V110H38ZM129 111H130V109H129ZM47 112H48V110H47ZM61 112V113H60ZM2 113V111H0V114ZM23 113V112H22ZM36 113V114H35ZM47 114V113H46ZM62 114V116H60ZM123 115H125V116H123ZM130 115V114H129ZM0 116H2L3 118L5 117L4 115H0ZM41 116H42V119H45L46 117L47 118H50V116H52L48 121L46 120V123L44 124V121L41 119ZM111 116V115H110ZM117 116H116V118H117ZM2 117H0V118H2ZM25 117H27V114H26V116ZM43 117H45V118H43ZM60 117V118H59ZM68 117V116H67ZM103 119H102V118ZM216 117V116H215ZM3 118L1 119V120H3ZM78 120H77V119ZM111 118V117H110ZM115 118V117H114ZM127 118V120H125ZM5 119V118H4ZM6 119H7V117H6ZM5 119V120H6ZM54 119V120H53ZM80 119V120H79ZM91 119H92V122H91ZM111 119H113V118H111ZM207 119V120H206ZM7 120H9V119H7ZM41 120L43 121V122H41ZM58 120V121H57ZM82 120V121H81ZM97 120V119H96ZM97 120V121H98ZM116 120V119H115ZM130 120V121H129ZM204 120H206L205 122H204ZM64 121V122H63ZM87 121H89L88 122V125L90 124V127H88L87 126ZM117 121V120H116ZM125 121H127V123H125ZM134 121H135V123H134ZM208 121V122H207ZM6 122H8V121H0V128H1V126H4V125H6V124H4V123H6ZM11 122V121H10ZM14 122H11V123H9V124H14ZM35 122H37V124L38 123H43L44 125H47V126H49V124H50V128L49 127H47L48 128V130H46V131H44V132H38L37 131V133H36V130H35V133L34 132H30V130H32V131H34L33 129H35V127H33L32 125H31V123H35ZM61 122H63V123H65V124H67L66 125V128L68 129V130H63L62 129V125H64V124H61V126L60 125H58L59 123H61ZM86 122V126L87 127H77V125H79V124H82V123H85ZM103 122V121H102ZM117 122H121V121H117ZM129 122L131 123V126H129L130 124H129ZM132 122H133V125H132ZM7 123V124H8ZM137 123V124H136ZM140 123V122H139ZM194 123H198V122H195L194 121ZM3 124V125H2ZM42 124V125H43ZM70 124V125H69ZM204 124H203V126H204ZM30 125V130H29V126ZM36 125V124H35ZM39 125H41V124H39ZM57 125V126H56ZM72 125V126H71ZM91 125H94V126H91ZM101 125H103V124H101ZM113 125H114V127H113ZM137 127H136V126ZM141 125V124H140ZM15 126H17V125H15ZM58 126H60L61 128L59 129V127ZM67 126H69V127H67ZM71 126V127H70ZM116 126V127H115ZM193 128H191V127ZM209 126V125H208ZM209 126V127H210ZM32 127H33V129H32ZM14 128H16V127H14ZM21 128V129H20ZM26 128H27V130H28V132H29V134L28 135H26L27 133L25 132V130H26ZM114 128V129H113ZM116 128V129H115ZM120 128L121 129H123L122 131L120 130ZM129 128H130V130H129ZM135 128V129H134ZM136 128H138V129H140L139 131H137L136 130ZM189 128V129H188ZM208 128V129H207ZM25 129V130H24ZM128 131H127V130ZM204 129H206L205 130V132L203 133V131H204ZM24 130V131H23ZM63 132H62V131ZM120 130V131H119ZM127 132H126V131ZM133 130L134 131H137L136 133H137V135H136V133L135 132H133ZM182 130H185V132H183ZM186 130H189L188 132L186 131ZM191 130V131H190ZM192 130L194 131V133H192ZM203 130V131H202ZM22 131L24 132V133H26V134H22ZM109 131V130H108ZM114 131V132H113ZM115 131L117 132H121L120 134L117 132V134L115 133ZM124 131V132H123ZM133 132V135H132V132ZM178 131H180L179 133H178ZM126 132V134H128V132H129V134L128 135H126V134H124ZM139 132H141V133H139ZM143 132V133H142ZM20 133V134H19ZM39 133V134H38ZM112 133V134H111ZM123 133V134H122ZM145 133V134H144ZM151 134V136H150V134ZM153 133V134H152ZM22 134V135H21ZM177 134V135H176ZM25 135V136H24ZM126 136V137H124V136ZM136 135V136H135ZM144 135V139H143V136ZM211 135V133H209L208 134V137ZM123 136V137H122ZM128 136V137H127ZM135 136V137H134ZM138 136H139V140L137 141V140H135V139H138ZM166 136V137H165ZM171 136H173V135H171ZM185 136V137H184ZM221 136V135H220ZM21 137V138H20ZM133 137H134V140L135 141H137V142H135L134 140H133ZM146 137V138H145ZM165 139H164V138ZM169 138L168 140V145H170V146H167L168 147V149L167 148H163L162 147V145L164 146L165 145V143L167 144V139L166 138ZM181 137H184V138H181ZM208 137H206L205 139L207 140V138ZM152 138H154V139H162L163 138V140H158V141H160V142H158V141H154V139H152ZM202 138V139H203ZM212 137H210V139H211ZM76 139H78L79 141H83V142H79V143H77V144H79V146L80 147H82V150L81 149H79V151H76V153H74V152H72V151H70L69 150V146L71 145V143H70V141H72V140H76ZM150 139V141H148ZM171 139L173 140V142L171 141ZM209 138H208V140H210ZM36 140V141H35ZM38 140H40V142H42L43 144H44V148L43 149H46V151H44V152H46V153H44L43 152V149H42V151H40V148L41 147H43V146H41L40 144H38ZM166 142H165V141ZM177 140V139H176ZM34 141H35V144L36 145H40L41 147L40 148H36V147H31L30 145H35L34 144ZM143 141H144V143H146L145 141H147V143H146V146L145 145H143L144 143H143ZM165 142L164 144H162L161 142ZM178 141V140H177ZM176 141V142H177ZM134 142V143H133ZM149 142V143H148ZM160 143V144H162L161 146H160V144H158L157 143V146L159 145L161 148H163L164 150L166 149V151H168L169 150V148L171 147V142L174 144L173 145V147H172V149L174 148V146L176 145V146H178L180 149H182V150H180V151H183L182 153L184 154H182L181 153V155L175 150L176 149V146H175V151L177 152V154H179L181 157H183V158H185L184 160V162H183V158H182V160H181V157H180V159L178 158V162L181 164V162H182V167H184V163H185V167L187 166H189L190 167V171L192 172H189V171H184V175H185V177H184V175H182V173L181 172H183V171H181L180 170V174H178L180 177H178V175L177 176H175L176 174H177V170H179L180 168H177L178 166L176 165L178 162L176 161V164H175V167H176V172H175V169H174V171H170V174L171 173H173V172H175L174 173V176L177 178V181H176V178H174V176H173V174H171L173 177L172 178H174L175 179V181H176V184H177V182L178 181H180L179 179H181L182 178V181H183V183H180L182 186H183V184H188V183H190V184H193V186H194V189L192 188V185H190L189 186V188H192L194 191H195V187H196V185H201V186H199V187H201L202 188V191H204V192H202L201 191V189L199 188V190H197L196 189V191H195V195L193 194L194 193V191H192L191 189H189L187 186L188 185H184V187H182V189L180 188L181 186H178L177 187V185H179V184H175V186H173L174 184H172V180H173V182H174V179H171V177H170V174L168 173L169 172V170L167 169V170H165L164 171V169H166L168 166H170V164H169V162H172V164H171V166L174 164V162H175V159L177 160V158H175V157H173L171 154H173L174 155V153H172V150L171 151H169L168 152V155H169V153H171L170 155L171 156H167V161H166V165L164 164V158H165V154H166V152H165V154H164V150H162L161 148V152H162V155H161V153L159 154L160 155V157H162V159H164L163 161H162V159L159 157V158H156L157 160L158 159H161V162H163V163H161V166H164V168H162V167H160V172L159 173H161L162 171V174L164 173V172H167L166 174H168L169 175V178L171 179H168V182H166V178H168V175L166 176L165 174V176L166 177H162V175L161 174H156L155 175V173L153 174L152 172H151V170H153L154 171V167H155V170H157L158 171V166H160V165H158L157 166V164H159L160 162H155V157H157L156 155L158 154V152H156V155H155V149L156 148H154V146L156 147V145H155V143ZM218 142V141H217ZM17 143V144H16ZM41 143V144H42ZM137 144V145H136ZM151 144H154V145H151ZM208 144H213V143H208ZM48 145H49V151H48ZM55 146V147H57L56 148V151L57 150H59L60 149V151H58V152H55L56 154H54V152H53V148L51 147V146ZM143 145V146H142ZM147 145H148V147H147ZM151 145V146H150ZM23 146H24V148H23ZM46 146H47V148H46ZM145 146V147H144ZM149 146L151 147V149L149 148ZM198 146H200L199 148H197ZM205 146V145H204ZM28 147V148H27ZM54 147V148H55ZM141 147V148H140ZM2 148V149H1ZM21 148H23V149H21ZM36 148V151L34 150V149ZM67 148H68V150H67ZM147 149V150H150L149 152L150 153H147L148 151H146L145 149ZM154 148V150H152ZM21 149V150H20ZM33 149V150H32ZM144 149V150H143ZM159 151H160V149L159 148H157ZM178 149V148H177ZM3 150V151H2ZM27 150H29V151H27ZM32 150V151H31ZM62 150H63V152H62ZM157 150V151H158ZM201 150V151H202ZM209 150V151H208ZM213 150V151H212ZM25 151V152H24ZM38 151V152H37ZM64 151H65V153H64ZM144 151H146V152H144ZM40 152V153H39ZM42 152V153H41ZM78 152V153H77ZM153 152V153H152ZM220 152V153H219ZM142 153L144 154V155H142ZM146 153V154H145ZM152 155V156H151ZM178 155V156H179ZM196 155H197V153H196ZM195 155V156H196ZM147 156H149L148 158H146ZM176 156V155H175ZM189 156V157H188ZM191 156V157H190ZM198 156V157H199ZM143 157V158H142ZM153 157V159L151 160V158ZM171 157H173V159L171 158ZM244 157V156H243ZM170 158H171V160H170ZM193 159V162L195 163V164H197L196 165V168H198L199 169V172L198 171H196V170H198V169H196L194 166H195V164H193V163H191L190 162V165H188L189 163H187V161L189 160V161H191L192 159ZM197 158V157H196ZM206 158H207V156H206ZM211 159L210 160H212V157H210ZM220 158L217 160V162L220 160ZM142 159H146V161H150V162H146L145 160H143V162H144V164H143V162H142ZM188 159V160H187ZM226 159V158H225ZM29 162H28V161ZM170 160V161H169ZM209 159H208V161H210ZM151 161H153V164H154V162H155V164L153 165L152 164V162ZM188 161V162H189ZM197 163H196V162ZM25 162L27 163H29V164H27V165H25V168L26 169H28L27 167H29V169L28 170H26V172L28 171H30V173H26V175H27V178H28V176L30 177V178H34L33 180H34V184H36L37 185V187L35 188V189H33L32 191H29V190H27V192H29V194H31V199H33V200H31L30 202H31V204L30 205H32L33 203H34V208H37V210H39L40 209V207L42 208V206H43V208L38 212H36V209H35V211L33 212V213H35V214H33V215H31V216H27L28 214L26 213V212H24L25 211V209L23 210V208H21L20 209V205H23V204H25L23 201V199H25L24 198V196H22V200H19V198L21 197V194H17V195H20V197H18L17 195H16V190H19L20 188H19V183H18V179H16V176L14 177V179H13V175L11 176V175H8V173L6 174V172H4V174H3V171H1V167L2 166H6L7 168L8 167H13V168H15V166H17L18 164H25ZM168 162V163H167ZM237 161H234V163H236ZM240 162H242V163H240ZM243 162H245V161H238V163H240V164H242V165H239L238 163H236V164H238V166L235 164V166L233 167L232 165L234 164V163H231L230 164V168H226L227 169V172H228V174H229V172H230V176L232 177H230V176H228L227 174V176L225 175V178L224 179H226V181H228L227 183H226V185H227V187L225 186L224 188H228V187H230L229 189L230 190H232V188H234V186H235V188H237V186L238 185H240V184H242V183H244V180H245V182H247V183H244V185H248L247 187H248V189H249V185H250V188L252 189H250V191H254V192H256V187L254 186L255 185V183L253 182V180L246 174V172H244L245 170H244V167L247 169V166L246 165H244L243 166ZM254 163H255V161H253ZM31 163V164H30ZM146 163V164H145ZM149 163H150V165L152 166H154V167H150V165H149ZM21 164V165H22ZM34 164V165H33ZM163 164V165H162ZM168 164V165H167ZM187 164V165H186ZM192 164L194 165L193 167L196 169H192L191 167H192ZM199 164V165H198ZM246 164V163H245ZM256 165H258L257 163H255ZM28 165H30V166H28ZM144 165V166H143ZM146 165V166H145ZM207 165V164H206ZM209 165V164H208ZM216 165V166H215ZM224 165H226V164H224ZM228 165V164H227ZM226 165V166H227ZM255 165V166H256ZM27 166V167H26ZM32 166H37L38 167V169H40L41 170V172L39 173H37V169L35 170V168H32ZM165 166H167V167H165ZM171 166L170 167H168L169 169H171ZM231 166H232V168H231ZM254 166V165H253ZM6 167H2V169L3 168H6ZM145 167H147V168H145ZM174 167V166H173ZM174 167V168H175ZM180 167V166H179ZM185 167L183 168V169H185ZM212 167V168H211ZM218 169H217V168ZM238 167V168H237ZM243 167V168H242ZM25 168H23V170H24V174H25ZM151 168V169H150ZM157 168V169H156ZM200 168H202V169H204L203 171L204 172H206V173H204V172H202L201 170H200ZM214 168V169H213ZM233 168L235 169V168H237L238 170H240V171H238V170H233ZM240 168V169H239ZM31 169V170H30ZM149 169H150V171H149ZM163 169V170H162ZM243 169V170H242ZM171 170H173V168L171 169ZM186 170V169H185ZM188 170H189V168H188ZM230 170V171H229ZM31 171H33V173L31 172ZM144 171H147V172H144ZM218 171H219V173H218ZM226 171V170H225ZM35 172V173H34ZM226 172V173H227ZM240 172H241V174H243V175H241L240 174ZM178 173H179V171H178ZM191 175H190V174ZM232 173V174H231ZM28 174H30V175H28ZM144 174H145V177H143L144 176ZM153 174V175H152ZM186 174H187V176H186ZM189 174V175H188ZM201 175V177H200V175ZM11 176V179H9V177L8 176ZM146 175H148L147 177H151V181H150V178L148 179V178H146ZM151 175V176H150ZM160 176V177H157V176ZM163 175V176H164ZM233 175L236 177H234L235 179H233ZM246 176L247 177V179H241L240 177H243V176ZM1 176H0V178H1ZM25 176V175H24ZM35 176H36V179H35ZM198 178H197V177ZM206 176V177H205ZM207 176H210V180H211V182H210V180H209V177H207ZM245 176H244V178H245ZM187 177H189L188 179H187ZM212 177H214V178H212ZM217 177V178H216ZM240 179L239 181H236V180H238V178ZM1 178V179H2ZM17 178H18V176H17ZM146 178V179H145ZM155 178H159V180H157V179H155ZM160 178H162V179H160ZM187 179V182L185 181V179ZM203 178V179H202ZM5 179V180H6ZM16 179V180H15ZM25 179H26V176H25ZM148 179V180H147ZM165 179V180H164ZM192 179L193 180H195V181H192ZM197 179H198V181H197ZM199 179L200 180H202V181H204L203 183H202V181H200L199 182ZM213 179V180H212ZM223 179V180H224ZM227 179H229V180H227ZM18 180V181H17ZM29 180H31V179H29ZM143 180H147L148 181V184H147V181L145 182V181H143ZM154 180V181H153ZM156 180H157V182H160L161 180V182H163V180L166 182L165 184H167V186H166V188H165V186H164V188H163V186H161L160 187V185H163V183L161 184V183H159L158 185H157V182H156ZM205 180H207V182L205 181ZM222 180V181H223ZM250 180V181H249ZM22 181V179L20 180V182ZM153 181V182H152ZM169 181H171V183L169 182ZM181 181V182H182ZM222 181H221V183H222ZM226 181H223V182H226ZM231 181H235V182H237V184L236 183H234V182H231ZM243 181V182H242ZM3 182H4V180H3ZM2 182V183H3ZM145 184H144V183ZM185 182V183H184ZM196 182V184H194V183ZM209 182V183H208ZM239 182H242V183H239ZM2 183H0V184H2ZM151 183H155L156 184V186H155V184H151ZM172 185V187L170 186V188H169V185L170 184ZM205 183V184H204ZM250 183V184H249ZM27 184H29L28 182H27ZM151 184V185H150ZM213 185V186H211V185ZM208 186L209 188H210V186H211V189H212V187L214 188V190H212L213 192H216L215 194V196H219L220 195V197L222 198V195H226L224 198H222V200L220 201V200H218V201H215L214 200V198H213V196H214V194H213V192L212 191H208V190H206L207 189V187H205V186ZM229 185V186H228ZM233 185V186H232ZM146 187V191H145V187ZM150 186H155V188L153 187H150ZM159 186V189H157V187ZM4 189H3V188ZM18 187V189H16V190H14L15 188H17ZM28 187H29V185H28ZM175 187H177L178 188V190L177 189H175ZM203 187L205 188L204 190H203ZM232 187V188H231ZM160 188H162V190H160ZM167 188H169L168 190L169 191H166L167 190ZM196 188H198V187H196ZM208 188V189H209ZM144 189V190H143ZM156 190V192L157 191H161L162 193H164V192H168L169 194H170V192L171 193H173L175 190H177V191H179V192H174V195H168V197L167 198H169V196H170V200H168V199H164L165 198V196L161 193V195H160V197L159 198H161V199H163V200H161V201H163V202H161V203H159L160 202V200L158 199V202L156 201V203H158V204H156V207L155 206H153L152 204H155V203H150V202H155L154 200L156 199L155 197V199H152L153 197L152 196H156L155 195V191H154V193L152 194L151 192L152 191H150V190ZM186 189V190H185ZM187 189H189V190H187ZM171 190V191H170ZM172 190H174L173 192H172ZM223 190H225V189H223ZM229 192H228V191ZM181 191H182V193H181ZM189 191H191L190 192V196H189ZM199 193H198V192ZM220 191H222V192H220ZM3 192V193H4ZM11 192V193H12ZM202 192V193H201ZM209 192H210V194H209ZM211 192H212V194H213V196H212V194H211ZM2 193V192H1ZM10 193V194H11ZM152 195H151V194ZM159 192H157L156 194H158ZM167 193V194H168ZM175 193H177V194H175ZM203 193H205V196H203L202 197V195H204ZM206 193H207V195H206ZM228 193H230V194H228ZM150 195V197H149V199H151V200H153V201H150L149 202V199L147 198L148 197V195ZM167 194L165 193V195L167 196ZM199 194H200V197H199ZM164 196V198H162L163 196ZM176 195V196H175ZM179 195H185L182 199L181 198H179L180 196ZM191 195H192V197H191ZM194 195V196H193ZM228 195H231L230 197L228 196ZM1 196H4V197H1ZM162 196V197H161ZM172 196H174V197H172ZM210 196H212V197H210V198H213V199H211L210 200V198L209 197ZM214 196V197H215ZM10 197H12V198H10ZM33 197V198H32ZM158 197V196H157ZM171 197H172V199H171ZM176 197H178V198H176ZM189 197H191V201H190V198ZM202 197V198H201ZM209 198L208 200H207V198ZM219 197V198H220ZM36 198V199H35ZM196 198V199H195ZM216 198V197H215ZM225 198H226V200H225ZM8 199H5V201H7ZM19 200L18 202H17V200ZM21 199V198H20ZM27 199H28V197H27ZM30 199V198H29ZM173 199H177V203L179 202V200L178 199H180V202H179V205L180 204H182V206L180 205H177L176 204V201L174 202L173 201ZM189 200V202H187L188 200ZM198 199V200H197ZM203 199H205V200H203ZM216 199H218V198H216ZM228 199V200H227ZM36 200L38 201H41L40 202V204L42 205V206H40L39 205V202L37 203L36 202ZM157 200V199H156ZM196 200H197V203L195 204V202H196ZM200 200V202H201V200L202 201H206L205 202V204H202V205H204V207L201 205V203H199L198 201ZM209 200L210 201H212L213 200V203H208L209 202ZM15 201V202H14ZM23 203H22V202ZM165 201L167 202V204L165 203ZM173 203H172V202ZM184 201V202H183ZM192 201H193V203L195 204L194 206L195 207H191V206H193V203H192ZM226 201V202H225ZM236 201V202H235ZM1 202V201H0ZM1 202V203H2ZM25 202H26V200H25ZM29 202V200L26 202V204L28 205V203H30ZM35 202L38 204V206L39 207H37L36 205L37 204H35ZM203 202V203H204ZM222 202V203H221ZM242 202V201H241ZM4 203V202H3ZM5 203H8V202H5ZM10 203H12V202H10ZM20 203H22V204H19ZM174 203H175V205H174ZM183 203H184V205H183ZM186 203V204H185ZM192 203V204H191ZM219 204V205H216V204ZM221 203V204H220ZM230 203H232V204H230ZM260 203V202H259ZM165 204H166V206H165ZM170 204V206H171V209L173 210V212L172 213H169V214H172V215H169L166 211H165V214H168L169 216H170V220L167 218V220H165L166 218H165V216H168V215H165V216H163V217H161L162 218V220H163V218H165L163 221H167V222H171V224H168L167 222V224H164V222L162 223L161 222V226H160V224L158 223V222H160L159 221V219H158V221H157V219H155V220H152L153 221V223L151 224V227H150V223H151V219H150V217L151 216H153V218L155 217V218H158L157 216L158 215H155V214H153L154 212H156V213H158V211L157 210H161L160 212H159V214L160 215H164V211L163 210H165L166 208H164V207H169V206H167V205H169ZM191 206H190V205ZM208 204L210 205V204H212L211 206H213L214 208L216 207L217 208V206H218V208L216 209L215 208V211H214V209H212L213 207H209L208 206ZM230 204V205H229ZM8 205V204H7ZM6 205V206H7ZM12 205V204H11ZM10 205V207H12ZM148 205H150V206H148ZM152 205V206H151ZM157 205H159L160 207H161V209L159 208V206H157ZM179 206V209H177V206H176V208L174 207V206ZM187 205V206H186ZM196 205H199L198 206V209L196 208L197 206ZM216 205V206H215ZM223 205H226V206H223ZM232 205H234V206H232ZM4 206V205H3ZM162 206H164L163 207V209H162ZM184 206L186 207V208H188L189 206V209L190 210H185V208H184ZM201 206V207H200ZM208 206V208L206 209V211L210 208L211 210H210V212L213 210L214 211V213L216 212V210H217V212L218 213H216V214H214L213 216H214V218H215V216H216V220L214 219V221L215 222H217L216 224H217V226H216V224H215V222H214V224H211V223H213V219H212V222H210V220H209V218H211L212 217V214L209 212V210L206 212V213H204V211H205V207H207ZM224 207V209H223V211L222 212H224L226 215H227V217H226V220H225V223L229 220L231 223H232V226H231V224H229V223H226L225 225H226V227H228V226H230V227H228V228H226L225 227V225H223L222 223H224L223 221H224V217L226 216L225 214V216L224 215H220V207ZM228 206H230V207H228ZM237 206L238 205H236V207L235 208H237ZM10 207H7V208H10ZM29 207H32L33 208V206H29ZM149 207H154V208H150L151 210H149V211H147L148 209L147 208H149ZM180 207H183V209H180ZM203 208L204 209V211L202 212V210L203 209H200V208ZM0 208H3L4 209V207H0ZM6 208V209H7ZM33 208V209H34ZM157 208V209H156ZM159 208V209H158ZM228 208H230L229 210H228ZM234 208V209H235ZM259 208H260V206H259ZM16 209H17V211H16ZM87 209L89 210V211H87ZM170 209V208H169ZM192 209V210H191ZM196 209V210H195ZM200 209V210H199ZM233 209V208H232ZM231 209V210H232ZM256 209L258 210V211H256ZM31 210V209H30ZM168 210V209H167ZM181 210H183V212L181 211ZM193 210L195 211V212H193ZM197 210H199L200 211V213H197L198 211ZM254 210V211H253ZM11 211H12V213H14V211H15V215L13 216L12 215V213H11ZM32 211V210H31ZM85 211H87V212H89L88 214L89 215H84L83 213L85 212ZM145 211H146V213H145ZM174 211H175V213L177 212V214L178 215H180V214H182V216L184 215L185 217L187 216V217H189L188 219H189V223L187 222L188 220L186 219V218H184L185 220V222H186V225H184L183 223H184V221L181 219V218H179L178 219V217L176 218L175 217V220L173 219L174 217H173V215L175 214L174 213ZM184 211H186V212H184ZM191 211V212H190ZM252 211L254 212V214H255V216H254V214L252 213ZM83 212V213H82ZM149 212V213H148ZM163 212V213H162ZM168 212H169V210H168ZM174 213V214H173ZM194 213H195V215H194ZM202 213H204L206 216H204V217H201V215H202ZM209 213V214H208ZM247 213V212H246ZM25 214H26V216H25ZM62 214H64V215H62ZM87 214V213H86ZM152 214V215H151ZM191 214V215H190ZM229 214H231L232 215V217H234V219L232 220V217L230 216V217H228L229 216ZM238 214V215H237ZM257 214H258V218H254V217H256L257 216ZM9 215H12V216H9ZM151 215V216H150ZM160 215H159V217H160ZM177 215V216H178ZM263 215V216H262ZM25 216V217H24ZM34 216V218H32ZM64 216V217H63ZM168 216V217H169ZM172 216V217H171ZM175 216H176V214H175ZM183 216V217H184ZM198 216H199V218H198ZM203 216V215H202ZM208 216H209V218H208ZM239 216V217H238ZM200 217L201 218H205L204 220H202V219H200ZM217 217L219 218V222H218V219H217ZM239 218V220H241V217H242V219H244V220H242V221H240V222H244L245 224H243L242 226L240 225V223H239V225L238 226H236V224H238V222H239V220H238V218ZM250 217V218H251ZM27 218V220L25 221V222H23L22 220H25V219ZM152 218V217H151ZM222 218H224V219H222ZM255 220H254V219ZM172 219H173V221H172ZM197 219H199V220H197ZM207 219V220H206ZM220 219L222 220L221 221V223H220ZM178 220V221H177ZM191 220L193 221V223H194V226H193V224H192V226L191 227H193L192 228V230L190 229L189 230V227H190V223H192L191 222ZM201 220V221H200ZM237 220V223L235 222ZM144 223H143V222ZM195 221L197 222V221H199L200 223H202V224H200L199 222H197L198 223V225H196L197 223H195ZM209 221V222H208ZM228 221V222H229ZM252 221V222H253ZM260 221V222H259ZM20 222H22V224L20 223ZM63 222V223H62ZM174 222H176V224L178 223L179 225V227H178V229H179V232H180V230H181V225L183 224L184 225V227H182V229H184V233H185V235H189V237L187 236V238H192V241H193V239L195 238V240H194V242L197 244L201 239L203 240V239H205V238H207V237H205V233H209V234H206L207 236H209V235H213L214 234V232L216 233V235H217V238H216V236L214 237V235H213V239L211 238H209L208 240H210V241H207V240H205L206 242H210V243H204V245L205 246H208V248L207 249H205V247H204V245H202V246H200L201 244L199 243V244H194L193 245V243H191V244H187L186 243V247H185V242H192L191 241V238H190V240L189 239H187L188 241H185L186 239L184 238L185 237V235H180V236H182V238L184 239V241H182V240H180V244H179V241H175V243L173 242V240H178V238H177V236L179 235V233H175L176 232V229H177V226L176 225H174L175 223ZM182 224H181V223ZM204 222H208L207 224L205 223V225H203L204 224ZM259 222V223H258ZM28 223H29V221H28ZM141 223H143L144 224V226H145V229L147 230V228H151L152 230H151V232H155V230H156V228L155 229H153L154 227H152V225L153 224H155V223H158L159 224V226H157V224H155L154 226L155 227H157V229L159 228V227H161L160 229H158V233H157V235H156V233H153L154 234V237H153V235H151V233H150V237H148V239H150L151 237L152 238H159L160 237V239H161V241L159 242L158 240H148L147 239V237H145V236H148L149 235V231H150V229L149 230H144L143 231V234H144V232L146 231L147 233V235L145 234V235H143L142 234V237H144V242L141 240L142 239V237H141V229H142V226H141ZM172 223H174V224H172ZM30 224V223H29ZM181 224V225H180ZM219 224H222V225H220L219 226ZM248 224V225H247ZM256 224V226L254 227V229L255 228H257L258 226L261 228H257L256 230H253V231H257L258 230V234L256 235V233H254L253 231H252V233L249 231V228H250V230H252L253 229V225H255ZM262 224V225H261ZM163 225V226H162ZM169 226V227H166V226ZM171 225V226H170ZM196 225V226H195ZM207 225V226H206ZM244 225H245V227L246 228H244ZM251 225V226H250ZM258 225V226H257ZM25 226V227H26ZM165 226V227H164ZM181 226V227H180ZM187 228H186V227ZM203 226V227H202ZM209 226V227H208ZM213 226H216V231H215V229H214V231H213ZM219 226V227H218ZM234 226L236 227V232L235 231H233L234 229ZM248 226V227H247ZM174 227H176V228H174ZM190 227V228H191ZM205 227V228H204ZM218 227V228H217ZM240 227V228H239ZM3 228H5V229H3ZM164 228V229H163ZM165 228L167 229V228H174L173 230H174V232L172 231H170V230H167L166 232L168 233V231H170L169 232V234L168 235H170V237L165 233H163L164 231H165ZM199 228V229H198ZM201 228V229H200ZM221 228V229H220ZM231 228V229H230ZM238 228L239 229H241V231L243 230L244 231V233L243 232H241V231H239V233L241 232V234H239L238 233ZM226 229H227V231H226ZM245 229H246V231H249L250 233L249 234H247L246 235V231H245ZM4 230V231H3ZM21 230H22V232H21ZM164 230V231H163ZM188 230V231H187ZM202 230H203V233H202ZM224 230V231H223ZM229 230H231V231H233V235H231V231H229ZM2 231V232H1ZM28 231V230H27ZM160 231L165 235H163L164 237H165V239H164V237L162 236V234H161V236L160 235H158V234H160ZM189 231H191L190 233H189ZM195 231V233H193ZM199 231H201L200 233H199ZM205 231V232H204ZM212 231V232H211ZM219 231V233L222 235L223 233L222 232H224V234H226L225 232H227V234L226 235H222L221 237L219 236V238H220V241L222 240V242H224L225 240H227V239H231V236H232V240L234 241V239L237 241V238H238V240L240 239V238H242L240 235H243L244 236V234H245V237H243L242 239H240V241H242V247H244L243 249H242V247H238L239 245H240V243L239 242H236L237 244L239 243V245H236L235 244V242L233 243V241L232 240H230L231 242L229 243V240L227 241L228 243H229V245L231 244V247H230V250H235L236 249V247H237V249H236V251H237V253H236V251H229L230 253H228V250H226V252H224V254H223V249H224V251H225V243H227L226 241L224 242V246H223V249H222V245L223 244H219V245H221V246H219L218 247V243H220V242H217L216 243V241H219V240H217L218 239V232ZM222 231V232H221ZM21 232V233H20ZM178 232V231H177ZM235 232V233H234ZM186 233H189V234H186ZM213 233V234H212ZM228 233H230V235L228 234ZM237 233V234H236ZM243 233V234H242ZM248 233V232H247ZM21 234V235H20ZM171 234H172V236H173V238H171ZM177 236H176V235ZM180 234H182V232L180 233ZM198 236H197V235ZM203 236H202V235ZM219 234V235H220ZM238 235L237 236V238H234V237H236V236H234V235ZM251 234H252V240H249V237L251 236ZM261 234V235H260ZM195 235V236H194ZM248 235H250V236H248ZM253 235H254V237H253ZM155 236H157V237H155ZM166 236L167 237H169V238H167V240L168 239H171V241H172V243H171V241L170 240H168V241H170V242H167V240H166ZM227 236V237H226ZM234 236V237H233ZM260 236H262V237H260ZM174 237H176L177 239H175ZM60 238L62 239V240H66L67 241V239H68V241L66 242L65 240H64V248L62 249V250H58V249H55V244H56V242H57V239H59L60 240ZM64 238V239H63ZM162 238H163V240H162ZM200 240H199V239ZM216 238V239H215ZM245 238V239H244ZM247 238V239H246ZM37 239V240H36ZM148 241H147V240ZM181 239V238H180ZM196 239H198V240H196ZM259 239H260V241L262 242H260L259 241ZM244 240H249L250 242L248 243V242H244ZM150 241V245H151V241H152V243L154 244V242L156 241V245L154 244V247L155 246H157L156 247V249L158 250V251H156L155 250V248L153 249L151 246L153 245H149V243H147V242H149ZM163 241V243H161ZM166 241V242H165ZM197 241V242H196ZM204 241V242H205ZM212 241V242H211ZM215 241V243H213ZM259 243H258V242ZM29 242V243H28ZM158 242V243H157ZM176 242H178V243H176ZM201 242V241H200ZM203 242V241H202ZM221 242V243H222ZM253 242V241H252ZM165 243H166V245H168V246H166L165 245ZM227 243V244H228ZM203 244V243H202ZM211 244V246H209ZM217 245V247L218 248H220V249H222L221 250V253L222 254H220V249H218L219 250V253H218V251H217V249H215L216 248V246H214V245ZM235 244V245H234ZM254 243H250V246L252 245V246H254L253 245ZM258 244H261V245H259V246H257ZM232 245H233V247H232ZM171 246V247H172ZM178 246L176 247V251L179 253V254H181L182 255V252L180 253L179 251L181 250L180 248H179V251H178ZM191 247V250L189 249L190 247ZM250 246H249V248H250ZM251 246V247H252ZM1 247V246H0ZM201 247V248H200ZM210 247V248H209ZM212 247V248H211ZM213 247H214V249H213ZM256 247H254L255 249H256ZM264 247V246H263ZM161 248H160V250H161ZM164 248V249H165ZM194 250H193V249ZM197 248V249H196ZM199 248V249H198ZM228 248H229V246H228ZM227 248V246H226V249H228ZM233 248V249H232ZM242 250H241V249ZM248 248V249H249ZM253 248V247H252ZM252 248H250V251L251 250H253ZM169 249H170V247H169ZM169 249H165L166 251H164L163 253L165 254L166 253V255L164 256V255H162V256H164V258H166V257H168L167 255H170L169 256V259H165L164 260V262L165 261H170V264H187L188 262H184V261H187V260H189V259H194L193 257H195V254H194V256L191 258V256H189L190 258L188 259V257H187V260L185 259V257H184V261H180V258H183L182 256L180 257V255L178 256V257H180V258H178L179 260H177L176 258H177V256L175 257H171V256H173L174 254H172L171 253V251L174 253L175 252V249H170L171 251H170V254L168 253L167 254V251L169 250ZM161 250V251H162ZM185 250H187V251H185ZM193 250V251H192ZM207 250V251H206ZM208 250H209V252H208ZM217 252H216V251ZM263 250H264V248L261 250V249H259V248H257L256 249V251H258V252H255V255H256V253H258L257 255H260V251H262V253H264L263 252ZM213 251V252H212ZM242 251H243V253L244 254H242ZM248 252H249V254L247 253L246 255V257L245 256H243V257H245V258H242L243 260L241 261V262H243L244 263V261L246 260V258L248 259L249 257H248V255L250 256H252V257H250V259L252 260L253 259V254H251L252 252H254V251H251V253H250V251L249 250H247ZM154 252H156V254L154 253ZM169 252V251H168ZM190 252V253H189ZM232 252H234V255L233 256H230V255H232ZM186 253H187V255H186ZM218 253V254H217ZM153 254H155L156 255V257L153 255ZM176 254V253H175ZM212 256H211V255ZM216 254H217V256H216ZM220 254V256H218ZM229 254V255H228ZM242 254V255H241ZM158 255H160V254H158ZM192 255V254H191ZM203 255V256H202ZM206 255V256H205ZM209 255H210V257H209ZM256 255V256H257ZM152 256H153V258H152ZM204 256L206 257L205 259H204ZM216 256V257H215ZM264 256V255H263ZM157 257H161V258H157ZM170 257L171 258H173V259H170ZM195 257V258H196ZM209 257V258H208ZM240 257L238 258V259H240ZM156 258V259H155ZM175 258V259H174ZM231 258V260H233ZM236 258V257H235ZM257 258H260V256H258ZM257 258H255L253 261H256V262H258V263H256V264H259L260 262V259H257ZM261 258H263V257H261ZM153 259V260H152ZM162 259V260H161ZM204 259V260H203ZM207 259V260H206ZM245 259V260H244ZM249 259V260H250ZM257 259V260H256ZM264 259V258H263ZM156 260V261H155ZM182 260V259H181ZM191 260L189 261L191 264H195V261H194V263L193 262H191ZM196 260V259H195ZM199 260H201V259H199ZM230 259L228 258V261H229ZM248 260V261H249ZM259 260V261H258ZM38 261V262H37ZM152 261H153V263H152ZM227 261V262H228ZM237 261V260H236ZM261 261L262 262H264V260H262L261 259ZM30 262V263H29ZM40 262V263H39ZM163 262V263H164ZM227 262H225V264H227ZM233 263H235V260H233L232 261ZM246 262V261H245ZM189 263V264H190ZM231 262L229 261L228 262V264H230ZM232 263V264H233ZM242 263V264H243ZM249 264L251 263L252 264V261H250V262H248ZM254 264H255V262H253ZM157 264V263H156ZM159 264H162L161 262L159 263ZM169 264V263H168ZM236 264H237V262H236ZM238 264H241V263H239V260H238ZM261 264V263H260ZM262 264H264V263H262Z\"/></svg>", "mask_w": 264, "mask_h": 264}]
</instances>
